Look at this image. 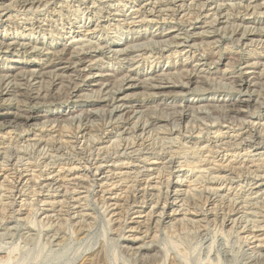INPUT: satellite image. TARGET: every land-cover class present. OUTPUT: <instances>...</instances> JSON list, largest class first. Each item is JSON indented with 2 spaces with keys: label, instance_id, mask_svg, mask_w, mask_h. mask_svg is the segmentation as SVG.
Returning a JSON list of instances; mask_svg holds the SVG:
<instances>
[{
  "label": "rangeland",
  "instance_id": "1",
  "mask_svg": "<svg viewBox=\"0 0 264 264\" xmlns=\"http://www.w3.org/2000/svg\"><path fill=\"white\" fill-rule=\"evenodd\" d=\"M23 1H26V0H14V1L12 0V2H13L12 5L10 4L11 3L10 0H4V1L2 0V3H0V4H2V6H0V9H4L2 11H4L6 16L8 15L7 18L5 16V18H2V21L0 20V39L4 38L6 35V38L11 40L10 36L13 37L15 35L16 37H21V39L26 40L25 44H23L22 47L17 45V47L16 46L12 47V49H8L5 45H0V137H1L0 138V156H2V155L4 156V152H5L4 150L6 147L13 145L11 147L12 150H10L9 153L18 160L13 165L9 164V163L7 164L6 161L2 162V164H0L1 169L5 168L4 170L0 169V171H1L0 172V182H1L0 183V188H1L0 194H2V196L0 195V199L2 200V201L0 200V232H1L0 233V261L3 262L0 264H8L9 261H11V262H9V264H209V263L210 264H219V263L220 264H264V257H263L264 256V249H263L264 248V243H263L264 242V239H263L264 238L263 237L264 236V227L259 226V225H262V223L264 225V218H263L264 217V204H263V202H264V184L262 186H259V187H257L255 184L256 181H258L259 184L264 183V179L261 177L264 172H262V170H261L262 168L257 170L253 166L256 163L261 162V160L264 161V154H263L264 150L258 151V152H262L261 154H259V153L256 154V152H254V154H253V152L250 153L248 151L249 148H248L247 143L245 145V143H244L245 141L240 140L239 136H238L239 133L242 132L241 129L243 128V126L248 125L250 123L249 121H253V120L256 121L255 126L258 129L264 130V105H263L264 104V93H263L264 92V88H263L264 87V69H263V67H264V43H263L264 39H262L263 41L261 42L260 40H258V38L255 37L253 42H252V39H251V41L247 40L246 42H244V41L239 39V38H241V35H239V33L238 34L235 33L236 30L239 31L240 33H246V34H249V33L250 34H257V33H260L262 31L264 32V25H261V24H260L261 26L260 25H253V24L249 25V23L244 24L240 20L236 19V18H240L242 16L246 17V15H248L246 18H252L254 20L263 21L264 20V0H242V1L241 0L240 1L235 0L236 2L234 0H223V1L222 0H213V1L212 0H210V1L209 0H194V1L193 0H191V1L190 0H145V1L144 0H140V1L139 0H122V1L121 0H108V1L107 0H102V1H100V0H89V1L88 0H79V1L78 0H56L57 2L55 0H50V1L44 0V4L49 1L48 3L43 5L44 7L40 6L39 9H37V8L35 9L36 11L32 9L29 12L23 11L19 7ZM151 1L153 2L152 4H150ZM231 1L234 3H232ZM117 2H119V3H117ZM154 2L156 5L154 4ZM221 2L222 3L224 2L225 4L223 3V6H222ZM71 3H73L74 6ZM93 3L97 4L96 6H100L101 8H104V9H102L103 10L102 11L103 16L100 17V20L98 19L99 17H96L97 15L95 17H93L92 18L93 21H95V20L100 21V23L98 25L99 27L95 28V32L94 31H88V30H87L88 31L87 32L85 28L90 26L89 24L91 23V20H89L87 18L84 19V17H81V15H82L84 9L87 7H91ZM98 3H100V4H98ZM140 3L143 5L142 8H140L141 7ZM194 3H196V4H194ZM231 3H232V5H231ZM13 4L16 6H13ZM116 4H117V6H116ZM144 4H145V7H144ZM89 5H91V6H89ZM120 5L121 6L123 5V6L121 7ZM247 5L248 6L250 5L249 6L250 8H248ZM67 6L69 9L67 8ZM78 6H79V8H78ZM152 6L155 8V10ZM160 6L162 7V9ZM199 6H200V8H199ZM202 6H204V7H202ZM2 7H4V8H2ZM16 7H17V9H16ZM149 7H150L151 11L149 10ZM183 7H184V9H183ZM212 7H213V9H212ZM221 7H222V10H221ZM107 8H110V9H107ZM121 8H123V9H121ZM144 8H145V10H144ZM164 8H166L167 10ZM216 8H220L219 12L221 14H216L217 12L214 11V9H216ZM246 8H248V9H246ZM14 9H16V10H14ZM47 9H49V10H47ZM260 9H262L263 11ZM110 10H111V12H110ZM128 10H130V11H128ZM136 10L138 12H136ZM141 10L144 12H142ZM252 10H253V12H252ZM17 11H19V12H17ZM46 11L47 12L49 11V12L47 13ZM152 11H153V13H152ZM68 12H70V13H68ZM139 12H140V14H138ZM183 12H184V14H183ZM16 13H17V16H16ZM33 13L35 15H33ZM155 13H157V14H155ZM190 13L194 16H192ZM231 13H232V15H231ZM72 14L74 15L75 18L72 16ZM125 14H127V15L125 16ZM212 14L213 15L216 14V16L217 15H219V16L216 17L214 15V17H213ZM60 15L61 16L64 15V17L63 16L61 17ZM106 15L108 18L106 17ZM131 15H132V17H131ZM182 15H184V16H182ZM198 15H200V16H198ZM109 16H110V18H109ZM143 16L146 20L144 18L142 19ZM8 17H11L12 19L8 18ZM52 17H53V20H52ZM58 17H60L61 20ZM133 17H134V19H132ZM140 17H141V20H143V21L138 19ZM180 17H182V18H180ZM209 17H210V19H209ZM128 18L132 19L133 21L128 19ZM150 18H153V19H150ZM212 18H213V20H212ZM154 19H155V21H154ZM159 19H161V20H159ZM81 20H83V21H81ZM235 20H237V21H235ZM14 21H15V23H14ZM43 21H46V22H43ZM189 21H190V23H189ZM213 21H214V23H213ZM150 22H151V24H150ZM70 23H72V24H70ZM128 23L130 24V26ZM241 23L243 25L240 26ZM10 24L12 25V27ZM38 24H40V25L38 26ZM63 24H65L66 26ZM103 24H105L106 27ZM140 24H142V25H140ZM215 24H216V26H215ZM22 25H25L27 27H25V26L23 27ZM49 25H50V28H53V29H50ZM69 25H70L71 29H70V27H68ZM100 26H103V27L100 28ZM19 29H20V31H18ZM166 29H167V31H166ZM38 30H40V31H38ZM52 31H54V32H52ZM241 31H245V32H241ZM57 32H58V34H57ZM229 32H231V34ZM162 33H164L163 36L161 35ZM81 34H83V35H81ZM173 34H174V36H173ZM250 34H249V36H250ZM203 36H204V38H203L204 40H202ZM75 37H76V39H75ZM77 38H80L82 41L80 39H77ZM83 38H86V39H83ZM90 38H91V40H90ZM92 38H94V39H92ZM176 38L179 40H177ZM87 39H89L90 41ZM79 40H80V43H79ZM66 41H68V43H66ZM73 41H74V43H73ZM84 41H85V43H81ZM238 41H240V42H238ZM51 42H53V43H51ZM75 42H78V43H75ZM194 44H196V45H194ZM65 45L67 47H72L71 50L73 49L75 54L85 55L87 62H89L88 64L91 65V69H90L91 73L89 71V68H87L85 71L81 72L79 70V69H82L81 66H78V67L74 66L68 70H64L63 72H62V70H58L57 68H55V66H52V63H53L54 59L56 58L55 56H58L61 53H65V51L62 50L65 47ZM82 45H84V46H82ZM91 45H93V46H91ZM100 46H101V48H100ZM164 47H166V48H164ZM209 47H210V49H209ZM79 48L82 50L80 51ZM75 50H76V52H75ZM27 51H29V53ZM57 51H59V52H57ZM55 53H57V54H55ZM55 61L58 63V65H56V67L63 66L62 62H60V61L58 62L57 59H55ZM259 62L262 64H260ZM254 63H255V65L252 68V66H250V64L252 65ZM93 66H95V67H93ZM49 67H51V68H49ZM53 67L56 70L55 72L53 70L54 69ZM48 68L50 69V72H49ZM179 68L181 69V71H179L180 70ZM182 68H183V70H182ZM24 69H25V71H24ZM46 69H48V70H46ZM29 70H31V72ZM41 70H42V72H40ZM87 70H88V73H87ZM20 71H22V73ZM27 71H28V73H27ZM37 71H39L41 73V75ZM104 71H105V73H104ZM5 72L7 75L5 74ZM18 72H20V73H18ZM36 72H37V74H36ZM56 72H58V74H60V76L58 74H56ZM60 72H62V74ZM93 72H95L96 75ZM64 73L65 74L67 73L66 75L68 76V78ZM115 73L117 74V77H116V75L113 76ZM178 73H180V74H178ZM53 74H54V76H53ZM68 74L70 75V77ZM88 74H90L91 77H88L89 76ZM28 75H31V76H28ZM61 75H64V77ZM15 76H17V77H15ZM82 76H84V78H82ZM128 76H130L131 78ZM146 76H147V78H146ZM34 77H36L35 80H33ZM243 77H246L247 80H246V83H244L242 86L240 80ZM19 78H21V79H19ZM24 78L27 81L23 80ZM41 79L42 80L44 79V80L42 81ZM128 79H132L131 85H129V86L127 84H125ZM160 79H163V80H160ZM60 80H64V81H62L64 83L62 84V82ZM71 80H74V81H71ZM254 80L256 81V83ZM18 81H20L21 83L20 82L18 83ZM44 81H46V82H44ZM181 81L183 83H180ZM222 81H224V82H222ZM258 81H260L259 82L260 84L263 83V84H261L262 86L259 83L257 84ZM26 82H27V84H26ZM49 82H51V83H49ZM102 82H104V83H102ZM160 82L162 85L159 84ZM34 83H35V85H34ZM37 84L41 85V86H40V89L37 90L38 93L37 92L35 93L36 89L39 88V86L35 87V86H37ZM55 84H56V86H54ZM61 84H62V86H60ZM100 84H101V86H100ZM154 84H157V85H154ZM2 85H4V86H2ZM15 85H16V87H15ZM109 85H111V86H109ZM228 85H230V86H228ZM247 85H248V87H247ZM6 86H8L7 90L10 89L9 91L5 90ZM17 86H19V88ZM153 86H156V87H153ZM159 86H161V88H158ZM211 86H213V87H211ZM53 87L55 89L59 88V89H57V92H56V90L54 91ZM61 87H62V89H61ZM107 87H109V88H107ZM98 88H100V90L101 89H103V90H101V92H100ZM104 88H106V89H104ZM1 89H3V90H1ZM43 89H45V90H43ZM259 90H261V91H259ZM21 91H23V92H21ZM48 91H50V92H48ZM82 91H84V92H82ZM77 92H78V94H77ZM25 93L27 96L25 95ZM42 93L44 95H41ZM109 93H111V94L109 95ZM31 94H32V96H31ZM35 94L36 95L38 94V96H36ZM62 94H63V96H62ZM48 95H49V97H48ZM41 96H43V97L41 98ZM64 96H65V98H64ZM113 96H115L114 99L112 98ZM21 97H23V98H21ZM112 99L114 100L115 104H113V102H110ZM242 99H244V100L246 99L244 101L245 104L237 106L236 105L237 103H235V102H237L238 100H242ZM259 99H261V100H259ZM43 100H45V101H43ZM218 100L220 101V103ZM235 100H237V101H235ZM18 102H21V103H18ZM233 104L236 106H233ZM115 105H116V109H115ZM148 105L150 106V108ZM171 105H173V106H171ZM195 105H197V106H195ZM107 106L111 107L112 109L111 108L109 109V107H107ZM113 106H114V108H113ZM201 107L204 109H202ZM230 107H239V109H241V108L242 109H241L240 113H236L235 111H232L231 110L232 108H230ZM94 108H95V110H94ZM136 109H139V110L137 111ZM34 110H35V112H34ZM70 110H71V112H70ZM107 110L108 111L111 110V111L108 112ZM112 110H114V111H112ZM169 110H171V111H169ZM207 110H208V112H207ZM218 110H219V112H218ZM75 111H76V113H75ZM168 111L170 114L168 113ZM177 111H178V113H177ZM29 112H31L34 117L31 118V120H29L28 122H24L25 121L24 116L27 115ZM157 112L160 113V115L157 114ZM34 113H36V114H34ZM87 113H89V114H87ZM110 113H112V115ZM137 113L139 114V116ZM163 113H165V114H163ZM82 114H84V115H82ZM108 114L111 117H109ZM114 114H116L117 116ZM150 114H152V115H150ZM133 115H134V117H133ZM141 115L143 117H140ZM184 115H186V117ZM144 116H146V117H144ZM218 116H220V117H218ZM107 117L110 119L108 120ZM119 117H120V119H117ZM121 117H123V118H121ZM137 117H139L140 121L139 120L138 121H139L140 125L137 123V120H135V119H137ZM175 117H177V118L174 119ZM55 118H57V120ZM89 118L91 119L90 122L88 121ZM115 118H116V120H115ZM165 118H167V119H165ZM208 118H209V120H208ZM244 119H245V121H244ZM53 120H54V122H53ZM201 120H203V121L205 120V121L203 122ZM130 121H132V122H130ZM214 121H215V123H214ZM20 122H22V123H20ZM64 122H65V124H64ZM96 122H97V124H96ZM253 122H251V123H253ZM53 123H55V124H53ZM258 123H259V125H257ZM143 124H145V126ZM55 125L57 128L55 127ZM68 125H69L70 129H69ZM127 125H129V126H127ZM98 126H100V127H98ZM125 126H127L126 127L127 129L125 128ZM164 126H166V127H164ZM67 127H68V129H67ZM261 127H262V129H261ZM131 128H132V130H131ZM191 128H193V129H191ZM101 129H102V131H101ZM203 129H204V131H203ZM89 130H90V132H89ZM82 131H84V132H82ZM192 131H193V133H192ZM72 132H74V133H72ZM93 133H94V135H93ZM100 133H102V134H100ZM199 133H201V134H199ZM50 134H51V138L53 137L52 139L48 138V136L50 137ZM194 134H196V135H194ZM36 135H38L39 137ZM156 135H158V136H156ZM162 135H164V136H162ZM176 135H178V136H176ZM28 136L30 139L28 138ZM40 136L42 139L40 138ZM11 137H13V138H11ZM177 137H178V139H177ZM179 137H180V139H179ZM32 138H34V139H32ZM56 138H58V140ZM75 138L78 140H76ZM86 138H87V140H86ZM37 139H40L42 141V143L39 147H38V145H36V146L34 145V142ZM81 139H84V140H81ZM115 139H117V140L115 141ZM133 139H134V141L136 140V142L132 143ZM215 139H217V140H215ZM3 140H4V142H3ZM27 140H28V142H27ZM69 140H70V142H69ZM90 140H93V141L91 142ZM179 140H181V141H179ZM15 141H16V144H15ZM46 141H49L50 143L46 142ZM86 141H88V142L90 141V142L87 143ZM149 141H150V143H149ZM30 142L31 143L33 142V143L31 144ZM44 142H46V143H44ZM151 142L153 143V146H152ZM27 143H28V145H27ZM57 143L58 144L60 143V144L58 145ZM207 143H208V145H207ZM4 144H8V146L5 145L6 146L5 147ZM48 144H52L51 145L52 147ZM126 144L128 145V148L132 149V150H130V149L128 150V151H132L131 152L132 154L129 152H128L129 153L128 156L121 155L118 152L116 154V151H119V150L123 149L124 147H126L127 146ZM18 145H19V147L17 148ZM43 145H45V147H47V149H45ZM60 145H62V146L60 147ZM91 145H93V146L96 145V146L94 148H92L93 146H91ZM99 145H101V146H99ZM131 145L134 147V149L132 148ZM150 145L152 148L150 147ZM170 145H171V147H170ZM202 145L204 146V148H202L203 147ZM56 146H57V148H54ZM29 147H31V148H29ZM139 147L142 149H140ZM36 148H39V149H36ZM100 148H102V149H100ZM147 148L151 149V150L149 151ZM220 148H221V150H220ZM2 149H4V150H2ZM89 149L90 150L92 149L91 151L93 153L95 152L96 154H99V152H100V154H99L100 158H102V156H107V155L111 156V158H110L111 160L107 159V160L102 161V162H105L104 163L105 166H103V168H105V173H103V176H101L102 174L101 175L100 174L94 175L95 170L93 167L91 168L89 165V163L91 162V157H89V156L87 157V155L89 154L88 153ZM105 149H107L108 152ZM25 150H26V152H25ZM47 150H49V151H47ZM82 150H84V151H82ZM133 150L134 151L136 150L135 151L136 153L133 152ZM141 150H142V152H141ZM138 151H139V153H138ZM159 151H161V153ZM163 151H165V152H163ZM17 152H19V153H17ZM120 152H122V151H120ZM246 152H247V154H246ZM30 153H32V154H30ZM41 153H43V154H41ZM45 153H46V155H44ZM85 153H87V154H85ZM106 153H108V154L106 155ZM145 154H146V156H145ZM50 155H52V156L54 155L55 159H54V157H51ZM58 155H60V157ZM114 155H116V156H114ZM131 155H132V157H131ZM169 156H171L170 158H172V157L174 158V156H175V158L177 160L174 158L175 162L171 163V161H170L171 159L169 158ZM23 157H25V158H23ZM85 157H87V158H85ZM144 157L146 159H144ZM48 158H50V159H48ZM204 158L206 161L204 160ZM21 159H22V161H24L23 162L24 164L22 163ZM157 159H158V161H157ZM31 160L33 161V163ZM126 160H127V162H125ZM149 160H151V161H149ZM153 160H154V162H153ZM155 160H156V162H155ZM166 160H167V163H166ZM178 160L180 161L181 164L179 163ZM230 160H232V162ZM113 161H115L116 163ZM198 161H199V163H198ZM17 162H19V163L17 164ZM92 162H94V161H92ZM134 162H136V163H134ZM114 163H115V166H114ZM137 163L138 164L141 163V164L138 165ZM184 163L186 165H184ZM195 163H197V164H195ZM226 163L229 165H226ZM4 164L6 166H4ZM46 164H48V165H46ZM134 164H136V165H134ZM167 164H170L171 166L167 165ZM199 164H200V166H199ZM220 164H222V165H220ZM28 165H30V166H28ZM73 165H75V167ZM161 165L162 166L164 165V166L162 167ZM193 165H195V166H193ZM212 165H214V166L212 167ZM85 166L87 167V169ZM136 166L138 169L136 168ZM145 166H146V168H145ZM165 166H166V168H164ZM201 166L203 169L200 168ZM206 166H209V167H206ZM218 166L220 167V169ZM223 166H225L226 168L228 167V168L226 169ZM27 167H30V168H27ZM191 167H192V169H191ZM233 167H235V168H233ZM110 168L113 170H111ZM141 168H142V170L139 172L138 170H140ZM159 168L162 170H160ZM208 168L210 171L208 170ZM173 169H174V171H173ZM123 170H124V172H123ZM136 170L138 171V173ZM200 170H201V173H203V174H201V173L199 174ZM117 171H119V172H117ZM253 171H254V174H253ZM33 172H35L37 174H35ZM53 172H55V175ZM213 172L215 175L213 174ZM4 173H6V174H4ZM8 173H9V175H8ZM16 173L21 174L22 176L24 175L23 179L27 183V186H26L27 188L25 187L23 190L24 192L21 195L19 194L18 195L19 197L17 196L16 200H13L11 197V193H10V191H11L10 186L14 182L13 180L17 179V177H18ZM22 173H24V174H22ZM52 174L54 177L52 176ZM217 174L220 176V178ZM222 174H223V176H222ZM6 175H8V177ZM35 175H37V176H35ZM151 175H152V177H151ZM224 175H228V176H224ZM60 176H61V178H60ZM136 176H138V177H136ZM58 177H59V179H57ZM179 177H180V179H179ZM249 177H251V178H249ZM196 178H197V181H194L193 179H196ZM217 178H219V179H217ZM3 179H5V180H3ZM34 179L35 180L37 179V180L35 181ZM48 179H50L52 181L55 180L56 182L54 181V183H57V182L58 183L53 184L52 187L50 186V188H48V186H47L46 188L43 189L42 187L45 184L44 182L47 181ZM61 179H65V180H61ZM168 179H169L170 183H174L175 185H177V187L174 186V187H176V190L174 188H172L171 190H172V195L176 196V194H177L178 197H177V199L174 200V206L170 209H167L166 212H164V213L162 211V215H160L161 214V210H160L161 208H159V207H162L164 205V203L167 202V200L169 202L172 200V199L171 200L167 199L168 198L167 192H171V190L170 191L167 190L169 188L167 185V183L169 182ZM178 179L180 182L176 183L175 181H177ZM97 180H98V182H97ZM189 180L190 181L192 180V181L190 182ZM222 180H224V181H222ZM2 181H3V183H2ZM74 182H76V183H74ZM101 182L102 183L104 182L103 185ZM199 182H200V184H199ZM28 183H31V184L28 185ZM34 183H36V184H34ZM112 183L114 185H116V188ZM247 183H249L250 185ZM2 184H4V185H2ZM65 184L67 185L66 187H65ZM33 185H35V186H33ZM145 185H146V188H148V189L145 188ZM211 185H213V186H211ZM215 185L218 187V189ZM58 186H60V187H58ZM63 186H64V188H63ZM110 186L112 188H110ZM142 186H144V187H142ZM153 186H154V188H153ZM32 187H34V190L37 188L34 191L35 192L34 194H32L33 193ZM208 187H209V189H208ZM220 187H222V188L220 189ZM39 188H41L40 189L41 191L39 190ZM9 189H10V191H9ZM67 189H69V191L70 190L71 191L69 192V191H67ZM129 189L132 191H130ZM256 189H257V191H256ZM46 190L47 191L49 190V191L47 192ZM191 190H193V191H191ZM201 190L202 191L205 190L204 193ZM211 190H212V193L210 192ZM7 191H8V194L6 195ZM36 191H38V192H36ZM63 191L64 192L67 191L66 192L67 194L64 193ZM159 191H160V194H159ZM174 191H176V192H174ZM187 191H189V193ZM214 191H216L215 192L216 194L214 193ZM224 191L227 193V196H226V193H224ZM152 192H154V193H152ZM219 192H221L224 196L221 195ZM253 192H255V193H253ZM132 193L135 196H133ZM190 193H191V195H190ZM155 194H157V195H155ZM165 194L167 197L165 196ZM192 194H194V195H192ZM68 195H71V196H68ZM153 195L155 197H152ZM163 195L166 198H164ZM214 195H215V197H214ZM131 196H133L132 198L135 197L134 202H131V199H132V198L130 199ZM157 196L159 197V199ZM162 196H163V198H162ZM206 196H208V197L206 198ZM48 197L50 198V200ZM126 197H127V201L125 199ZM140 197L142 198L143 201L141 200ZM8 198L10 201L8 200ZM121 198H124V199H121ZM128 198L130 199L129 201H128ZM184 198H186V199H184ZM41 200H42V202H41ZM51 200H52V202H51ZM54 200L57 202L55 203ZM82 200H84V201H82ZM146 200H147V202H144ZM183 200H184V202H183ZM185 200H187V201H185ZM191 200H192L193 204H192ZM257 200H258V202H257ZM140 201L142 204L140 203ZM207 201H210V202H207ZM234 201L236 202V204ZM13 202H15V203L13 204ZM180 202L183 203L184 205H182ZM115 203H117V204H115ZM143 203H146V204H143ZM153 203H156L157 205H155ZM113 204L116 206H114ZM188 204H191V205H188ZM217 204H218V206H217ZM127 205H129L130 208ZM214 205H216V207ZM6 206H7V208H6ZM33 206H34V208H33ZM234 206H235V209H234ZM260 206H262V207H260ZM149 208H151V210ZM188 208H190V209H188ZM204 208H207V210ZM211 208H214V209H211ZM223 210H225V212ZM4 211H5V213H3ZM149 211H151L150 212L151 214L149 213ZM232 211H234L235 213ZM157 212H159V213H157ZM195 212H197V213H195ZM26 213H28V214H26ZM45 213H47V214H45ZM211 214H212V216H211ZM58 215L60 218L58 217ZM204 215H207V216L204 217ZM22 216H23V218H22ZM82 216H84V217H82ZM159 216H162L163 219H159ZM182 216H183V218L185 217L186 219H183ZM219 216H221V217H219ZM248 216L250 219L248 218ZM234 217L236 219H234ZM33 218H35V219H33ZM204 218H206V219H204ZM237 218H238V220H237ZM148 219H149V221H148ZM157 219L160 220V223ZM189 219H191L190 223L187 222V221H189ZM215 219H218V221H216ZM222 219H224L225 221L223 220L224 222H222ZM245 219L246 220L248 219L247 221H249V220L250 221L247 222ZM80 220H81V222H82V220H84V222L81 223ZM170 220H171V222H170ZM181 220L182 221L185 220V222L183 221L184 222L183 223V222H181ZM234 220H235V222H234ZM258 220L259 221L261 220V223ZM193 221H195V222H193ZM220 221H221V224H220ZM255 221H257V222L255 223ZM89 222H90V224H89ZM166 222H168V223H166ZM236 222L238 224L242 225V227L240 225H238ZM258 222H259V224H258ZM172 223L173 224L176 223V224H174V227H173ZM186 223H189V224H186ZM223 223H225L226 225L224 224V226H222ZM233 223H234V225H233ZM245 223H247V224H245ZM184 224L186 227L184 226ZM154 225H156L158 228ZM231 225H233V226H231ZM168 226L175 228L173 230H176V231H174L173 234L170 233V232H172V230H171V227L168 228ZM258 226H259V230H258ZM132 227H134V228L132 229ZM184 227H185V229H184ZM197 227H198V229H197ZM254 227L257 229H253ZM82 228H84V229H82ZM145 228L146 229L150 228V229L146 230ZM164 228L166 230H164ZM236 228L239 230H237ZM241 228H242V231H240ZM222 229L223 230L226 229L224 231V233H223ZM82 230H84V232H82ZM216 230H217V233H216ZM156 231H158V232L156 233ZM227 231H228V233H226ZM238 231H240V232L238 233ZM253 231H255V232L253 233ZM159 232H160V234H159ZM229 232L231 235L229 234ZM246 232H248L249 235L251 234L250 235L251 237L248 235V233L246 234ZM179 234H180V236H179ZM227 234H229V236ZM72 235H73V237H72ZM138 235L139 236L141 235V236L139 237ZM158 235H159V237H157ZM154 236L157 238H154ZM170 236H171V238H170ZM239 236L241 237V239ZM258 236L261 238L258 239ZM77 237H78V239H77ZM151 237H152V239H151ZM32 238H33V240H32ZM255 238H257V239L255 240ZM249 239H251V240H249ZM260 240H261V242H260ZM251 244H253V246H250ZM11 245H13V246H11ZM34 245H36V246H34ZM149 245H151L152 247ZM257 245H263V247L261 246V251L256 249V248H253L254 246H257ZM92 246H93V248H92ZM165 246L167 247V250H166ZM211 246L213 247V248H211L212 252L209 248ZM37 250L38 251L42 250V251H40L42 253L39 252L40 253L39 254ZM136 250H138L139 252H136ZM76 251H78V252H76ZM11 252L13 255L11 254ZM72 252H73V254H72ZM66 254H67V256H66ZM82 254H84V255H82ZM247 254H249V255H247ZM36 255L39 257L37 259L35 258L36 260L34 261L33 259H34V257H37ZM197 255L199 258L197 257ZM204 255H205V258H204ZM5 257L6 258L8 257V258L5 259ZM76 257H78V258H76ZM71 259L72 260L75 259V260L72 261ZM220 259H222V260L220 261ZM211 260H213V261H211Z\"/></svg>",
  "mask_w": 264,
  "mask_h": 264
},
{
  "label": "bare ground",
  "instance_id": "2",
  "mask_svg": "<svg viewBox=\"0 0 264 264\" xmlns=\"http://www.w3.org/2000/svg\"><path fill=\"white\" fill-rule=\"evenodd\" d=\"M3 1H4V0H3ZM10 1H11L10 4L12 5L13 2H12V0H10ZM13 1H14V0H13ZM49 1H50V0H49ZM49 1H48V2H49ZM55 1H56V0H55ZM78 1H79V0H78ZM88 1H89V0H88ZM88 1H87V2H88ZM100 1H102V0H100ZM107 1H108V0H107ZM121 1H122V0H121ZM121 1H120V2H121ZM139 1H140V0H139ZM144 1H145V0H144ZM190 1H191V0H190ZM193 1H194V0H193ZM209 1H210V0H209ZM212 1H213V0H212ZM222 1H223V0H222ZM234 1H235V0H234ZM239 1H240V0H239ZM241 1H242V0H241ZM16 2H17V1H16ZM16 2H15V3H16ZM45 2H46V1H45ZM48 2H46V3H48ZM56 2H57V1H56ZM59 2H60V1H59ZM62 2H63V1H62ZM62 2H61V3H62ZM65 2H66V1H65ZM65 2H64V3H65ZM72 2H73V1H72ZM91 2H92V1H91ZM155 2H156V1H155ZM155 2H154V4H155ZM157 2H158V1H157ZM160 2H161V1H160ZM231 2H232V1H231ZM235 2H236V1H235ZM262 2H263V1H262ZM0 3H2V0L0 1ZM3 3H4V2H3ZM5 3H6V2H5ZM15 3H14V4H15ZM46 3H45V4H46ZM64 3H63V4H64ZM74 3H75V2H74ZM117 3H119V2H117ZM124 3H125V2H124ZM144 3H145V2H144ZM147 3H148V2H147ZM152 3H153V2L151 1L150 4H152ZM170 3H171V2H170ZM178 3H179V2H178ZM208 3H209V2H208ZM211 3H212V2H211ZM221 3H222V2H221ZM223 3H224V2H223ZM223 3L221 4L222 6H223ZM232 3H234V2H232ZM232 3H231V5H232ZM257 3H258V2H257ZM6 4H7V3H6ZM14 4H13V6H16V5H14ZM16 4H17V3H16ZM19 4H20V3H19ZM45 4H44V0H26V1H23L19 7H20L23 11H27V12H29V11L32 10V9H33V10H35L36 8L39 9L40 6H43V5H45ZM54 4H55V3H54ZM54 4H53V5H54ZM59 4H60V3H59ZM63 4H62V5H63ZM66 4H67V3H66ZM71 4L73 5V3H71ZM98 4H100V3H98ZM103 4H104V3H103ZM110 4H111V3H110ZM140 4H141V3H140ZM159 4H160V3H159ZM168 4H169V3H168ZM182 4H183V3H182ZM182 4H181V5H182ZM194 4H196V3H194ZM213 4H214V3H213ZM219 4H220V3H219ZM224 4H225V3H224ZM241 4H242V3H241ZM3 5H4V4H3ZM96 5H97V4H95V3H93L92 6L89 5V6H91V7H87V8H85L84 11H83V13H82V15H81V17H84V19L87 18V19L91 20V23L89 24L90 26L87 27V28H85L86 31L88 30V31H94V32H95V28H96V27H99L98 25H99L100 21H97V20L93 21L92 18L95 17V16L97 15L96 17H99L98 19L100 20V17L103 16V13H102L103 10H102V9H104V8H101L100 6H96ZM111 5H112V4H111ZM125 5H126V4H125ZM130 5H131V4H130ZM133 5H134V4H133ZM133 5H132V6H133ZM155 5H156V4H155ZM160 5H161V4H160ZM221 5H220V6H221ZM228 5H229V4H228ZM239 5H240V4H239ZM251 5H252V4H251ZM0 6H2V4H0ZM13 6H12V7H13ZM50 6H51V5H50ZM73 6H74V5H73ZM116 6H117V4H116ZM116 6H115V7H116ZM120 6H121V5H120ZM122 6H123V5H122ZM122 6H121V7H122ZM149 6H150V5H149ZM163 6H164V5H163ZM171 6H172V5H171ZM192 6H193V5H192ZM212 6H213V5H212ZM224 6H225V5H224ZM233 6H234V5H233ZM237 6H238V5H237ZM245 6H246V5H245ZM247 6H248V5H247ZM249 6H250V5H249ZM249 6H248V8H250ZM258 6H259V5H258ZM43 7H44V6H43ZM62 7H63V6H62ZM65 7H66V6H65ZM80 7H81V6H80ZM103 7H104V6H103ZM107 7H108V6H107ZM142 7H143V5L141 4V7H140V8H142ZM144 7H145V4H144ZM152 7H153V6H152ZM152 7H151V8H152ZM160 7H161V6H160ZM174 7H175V6H174ZM202 7H204V6H202ZM210 7H211V6H210ZM210 7H209V8H210ZM261 7H262V6H261ZM2 8H4V7H2ZM20 8H19V9H20ZM45 8H46V7H45ZM54 8H55V7H54ZM56 8H57V7H56ZM67 8H68V6H67ZM74 8H75V7H74ZM78 8H79V6H78ZM118 8H119V7H118ZM134 8H135V7H134ZM134 8H133V9H134ZM138 8H139V7H138ZM153 8H154V7H153ZM191 8H192V7H191ZM199 8H200V6H199ZM206 8H207V7H206ZM231 8H232V7H231ZM234 8H235V7H234ZM234 8H233V9H234ZM240 8H241V7H240ZM248 8H246V9H248ZM251 8H252V7H251ZM259 8H260V7H259ZM16 9H17V7H16ZM16 9H14V10H16ZM19 9H18V10H19ZM43 9H44V8H43ZM59 9H60V8H59ZM68 9H69V8H68ZM71 9H72V8H71ZM105 9H106V8H105ZM107 9H110V8H107ZM121 9H123V8H121ZM161 9H162V7H161ZM164 9H166V8H164ZM183 9H184V7H183ZM194 9H195V8H194ZM197 9H198V8H197ZM197 9H196V10H197ZM212 9H213V7H212ZM219 9H220V8H216V9H214V11L217 12L216 14H221V13L219 12ZM228 9H229V8H228ZM2 10H4V9H0V20H1V21H2V18H5V16H6V14L4 13V11H2ZM47 10H49V9H47ZM53 10H54V9H53ZM60 10H61V9H60ZM73 10H74V9H73ZM80 10H81V9H80ZM125 10H126V9H125ZM137 10H138V9H137ZM137 10H136V12L139 11V10H138V11H137ZM142 10H143V9H142ZM142 10H141V11H142ZM144 10H145V8H144ZM146 10H147V9H146ZM149 10H150V7H149ZM154 10H155V8H154ZM156 10H157V9H156ZM166 10H167V9H166ZM196 10H195V11H196ZM210 10H211V9H210ZM221 10H222V7H221ZM225 10H226V9H225ZM240 10H241V9H240ZM253 10H254V9H253ZM253 10H252V12H253ZM260 10H262V9H260ZM19 11H20V10H19ZM19 11H17V12H19ZM35 11H36V10H35ZM37 11H38V10H37ZM44 11H45V10H44ZM51 11H52V10H51ZM69 11H70V10H69ZM77 11H78V10H77ZM112 11H113V10H112ZM128 11H130V10H128ZM134 11H135V10H134ZM150 11H151V10H150ZM176 11H177V10H176ZM197 11H198V10H197ZM200 11H201V10H200ZM212 11H213V10H212ZM214 11H213V12H214ZM235 11H236V10H235ZM235 11H234V12H235ZM262 11H263V10H262ZM7 12H8V11H7ZM46 12H47V11H46ZM48 12H49V11H48ZM48 12H47V13H48ZM110 12H111V10H110ZM114 12H115V11H114ZM125 12H126V11H125ZM142 12H144V11H142ZM148 12H149V11H148ZM185 12H186V11H185ZM221 12H222V11H221ZM223 12H224V11H223ZM229 12H230V11H229ZM238 12H239V11H238ZM246 12H247V11H246ZM13 13H14V12H13ZM13 13H12V14H13ZM20 13H21V12H20ZM53 13H54V12H53ZM65 13H66V12H65ZM68 13H70V12H68ZM117 13H118V12H117ZM128 13H129V12H128ZM149 13H150V12H149ZM152 13H153V11H152ZM207 13H208V12H207ZM214 13H215V12H214ZM254 13H255V12H254ZM260 13H261V12H260ZM9 14H10V13H9ZM44 14H45V13H44ZM44 14H43V15H44ZM55 14H56V13H55ZM59 14H60V13H59ZM73 14H74V13H73ZM73 14H72V16L74 17ZM135 14H136V13H135ZM138 14H140V12H139ZM142 14H143V13H142ZM146 14H147V13H146ZM155 14H157V13H155ZM159 14H160V13H159ZM171 14H172V13H171ZM183 14H184V12H183ZM190 14H191V13H190ZM199 14H200V13H199ZM216 14H214V15L216 16ZM223 14H224V13H223ZM229 14H230V13H229ZM237 14H238V13H237ZM239 14H240V13H239ZM33 15H35V14L33 13ZM65 15H66V14H65ZM68 15H69V14H68ZM75 15H76V14H75ZM126 15H127V14H125V16H126ZM133 15H134V14H133ZM136 15H137V14H136ZM162 15H163V14H162ZM185 15H186V14H185ZM191 15H192V14H191ZM204 15H205V14H204ZM207 15H208V14H207ZM214 15L212 14L213 17H214ZM224 15H225V14H224ZM231 15H232V13H231ZM251 15H252V14H251ZM7 16H8V15H7ZM7 16H6V18H7ZM12 16H13V15H12ZM14 16H15V15H14ZM16 16H17V13H16ZM60 16H61V15H60ZM62 16L64 17V15H62ZM62 16H61V17H62ZM66 16H67V15H66ZM72 16H71V17H72ZM104 16H105V15H104ZM115 16H116V15H115ZM122 16H123V15H122ZM151 16H152V15H151ZM182 16H184V15H182ZM186 16H187V15H186ZM189 16H190V15H189ZM192 16H194V15H192ZM198 16H200V15H198ZM205 16H206V15H205ZM217 16H219V15H217ZM217 16H216V17H217ZM227 16H228V15H227ZM238 16H239V15H238ZM247 16H248V15H246V17H247ZM18 17H19V16H18ZM24 17H25V16H24ZM32 17H33V16H32ZM39 17H40V16H39ZM46 17H47V16H46ZM53 17H54V16H53ZM53 17H52V20H53ZM67 17H68V16H67ZM106 17H107V15H106ZM106 17H105V18H106ZM119 17H120V16H119ZM129 17H130V16H129ZM131 17H132V15H131ZM159 17H160V16H159ZM187 17H188V16H187ZM210 17H211V16H210ZM210 17H209V19H210ZM235 17H236V16H235ZM246 17L242 16V17H240V18H236V19L240 20V21H241L242 23H244V24H245V23H249V25H250V24H253V25H260V24H261V25H264V20H263V21H261V20H254V19H252V18H246ZM8 18H11V17H8ZM21 18H22V17H21ZM37 18H38V17H37ZM54 18H55V17H54ZM58 18L60 19V17H58ZM58 18H57V19H58ZM69 18H70V17H69ZM74 18H75V17H74ZM74 18H73V19H74ZM107 18H108V17H107ZM109 18H110V16H109ZM120 18H121V17H120ZM143 18H144V16L142 17V19H143ZM146 18H147V17H146ZM164 18H165V17H164ZM166 18H167V17H166ZM180 18H182V17H180ZM227 18H228V17H227ZM11 19H12V18H11ZM42 19H43V18H42ZM128 19H130V18H128ZM132 19H134V17H133ZM132 19H130V20H132ZM138 19L141 20V17L138 18ZM144 19H145V18H144ZM150 19H153V18H150ZM156 19H157V18H156ZM183 19H184V18H183ZM183 19H182V20H183ZM201 19H202V18H201ZM214 19H215V18H214ZM20 20H21V19H20ZM20 20H19V21H20ZM25 20H26V19H25ZM38 20H39V19H38ZM40 20H41V19H40ZM45 20H46V19H45ZM55 20H56V19H55ZM60 20H61V19H60ZM130 20H129V21H130ZM136 20H137V19H136ZM145 20H146V19H145ZM159 20H161V19H159ZM159 20H158V21H159ZM163 20H164V19H163ZM199 20H200V19H199ZM212 20H213V18H212ZM217 20H218V19H217ZM30 21H31V20H30ZM34 21H35V20H34ZM50 21H51V20H50ZM57 21H58V20H57ZM73 21H74V20H73ZM81 21H83V20H81ZM129 21H128V22H129ZM132 21H133V20H132ZM132 21H131V22H132ZM141 21H143V20H141ZM150 21H151V20H150ZM154 21H155V19H154ZM156 21H157V20H156ZM210 21H211V20H210ZM235 21H237V20H235ZM6 22H7V21H6ZM25 22H26V21H25ZM41 22H42V21H41ZM43 22H46V21H43ZM95 22H96V23H95ZM110 22H111V21H110ZM125 22H126V21H125ZM193 22H194V21H193ZM208 22H209V21H208ZM10 23H11V22H10ZM14 23H15V21H14ZM35 23H36V22H35ZM55 23H56V22H55ZM61 23H62V22H61ZM73 23H74V22H73ZM78 23H79V22H78ZM78 23H77V24H78ZM106 23H107V22H106ZM120 23H121V22H120ZM129 23H130V22H129ZM129 23H128V24H129ZM189 23H190V21H189ZM209 23H210V22H209ZM213 23H214V21H213ZM239 23H240V22H239ZM242 23L240 24V26L243 25ZM8 24H9V23H8ZM32 24H33V23H32ZM43 24H44V23H43ZM49 24H50V23H49ZM65 24H66V23H65ZM65 24H63V25H65ZM70 24H72V23H70ZM79 24H80V23H79ZM150 24H151V22H150ZM211 24H212V23H211ZM10 25H11V24H10ZM28 25H29V24H28ZM39 25H40V24H38V26H39ZM44 25H45V24H44ZM44 25H43V26H44ZM100 25H101V24H100ZM103 25L105 26V24H103ZM140 25H142V24H140ZM147 25H148V24H147ZM261 25H260V26H261ZM17 26H18V25H17ZM22 26L24 27L25 25H22ZM60 26H61V25H60ZM65 26H66V25H65ZM71 26H72V25H71ZM79 26H80V25H79ZM129 26H130V24H129ZM215 26H216V24H215ZM230 26H231V25H230ZM11 27H12V25H11ZM25 27H27V26H25ZM33 27H34V26H33ZM33 27H32V28H33ZM53 27H54V26H53ZM68 27H70V25H69ZM101 27H103V26H100V28H101ZM105 27H106V26H105ZM143 27H144V26H143ZM190 27H191V26H190ZM250 27H251V26H250ZM254 27H255V26H254ZM5 28H6V27H5ZM14 28H15V27H14ZM28 28H29V27H28ZM38 28H39V27H38ZM47 28H48V27H47ZM49 28H50V25H49ZM73 28H74V27H73ZM78 28H79V27H78ZM118 28H119V27H118ZM226 28H227V27H226ZM238 28H239V27H238ZM25 29H26V28H25ZM30 29H31V28H30ZM30 29H29V30H30ZM40 29H41V28H40ZM45 29H46V28H45ZM50 29H53V28H50ZM70 29H71V27H70ZM97 29H98V28H97ZM127 29H128V28H127ZM224 29H225V28H224ZM236 29H237V28H236ZM255 29H256V28H255ZM31 30H32V29H31ZM35 30H36V29H35ZM98 30H99V29H98ZM139 30H140V29H139ZM183 30H184V29H183ZM16 31H17V30H16ZM16 31H15V32H16ZM18 31H20V29H19ZM38 31H40V30H38ZM54 31H55V30H54ZM54 31H52V32H54ZM60 31H61V30H60ZM70 31H71V30H70ZM88 31H87V32H88ZM96 31H97V30H96ZM166 31H167V29H166ZM257 31H258V30H257ZM46 32H47V31H46ZM199 32H200V31H199ZM202 32H203V31H202ZM205 32H206V31H205ZM207 32H208V31H207ZM224 32H225V31H224ZM241 32H245V31H241ZM258 32H259V31H258ZM13 33H14V32H13ZM21 33H22V32H21ZM23 33H24V32H23ZM29 33H30V32H29ZM31 33H32V32H31ZM229 33L231 34V32H229ZM235 33H236V34L239 33V35H241V38H239V39L242 40V41H244V42H246L247 40L251 41V39H252V42H253V40L255 39V37L258 38V40H260L261 42L263 41L262 39H264V32H263V31L260 32V33H257V34H250V33H249L250 36H249V34H246V33H240V32L237 31V30L235 31ZM7 34H8V33H7ZM10 34H11V33H10ZM57 34H58V32H57ZM60 34H61V33H60ZM87 34H88V33H87ZM163 34H164V33H162L161 35L163 36ZM192 34H193V33H192ZM198 34H199V33H198ZM205 34H206V33H205ZM224 34H225V33H224ZM232 34H233V33H232ZM13 35H14V34H13ZM43 35H44V34H43ZM76 35H77V34H76ZM81 35H83V34H81ZM95 35H96V34H95ZM95 35H94V36H95ZM178 35H179V34H178ZM182 35H183V34H182ZM222 35H223V34H222ZM44 36H45V35H44ZM50 36H51V35H50ZM50 36H49V37H50ZM59 36H60V35H59ZM69 36H70V35H69ZM173 36H174V34H173ZM193 36H194V35H193ZM10 37H11V40H10V39H7V38H6V35H5L4 38L0 39V40H1V41H0V45H5L8 49H12V47H15V46L17 47V45L20 46V47H22V45L25 44V42H26L25 39H21V37H16L15 35H14L13 37H12V36H10ZM63 37H64V36H63ZM91 37H92V36H91ZM205 37H206V36H205ZM238 37H239V36H238ZM72 38H73V37H72ZM152 38H153V37H152ZM203 38H204V36L202 37V40H204ZM233 38H234V37H233ZM66 39H67V38H66ZM75 39H76V37H75ZM77 39H80V38H77ZM83 39H86V38H83ZM92 39H94V38H92ZM172 39H173V38H172ZM176 39H177V38H176ZM183 39H184V38H183ZM219 39H220V38H219ZM239 39H238V40H239ZM41 40H42V39H41ZM55 40H56V39H55ZM80 40H81V39H80ZM80 40H79V43H80ZM87 40H89V39H87ZM90 40H91V38H90ZM90 40H89V41H90ZM96 40H97V39H96ZM165 40H166V39H165ZM177 40H179V39H177ZM206 40H207V39H206ZM47 41H48V40H47ZM50 41H51V40H50ZM81 41H82V40H81ZM141 41H142V40H141ZM154 41H155V40H154ZM158 41H159V40H158ZM172 41H173V40H172ZM188 41H189V40H188ZM208 41H209V40H208ZM27 42H28V41H27ZM29 42H30V41H29ZM92 42H93V41H92ZM92 42H91V43H92ZM128 42H129V41H128ZM131 42H132V41H131ZM135 42H136V41H135ZM159 42H160V41H159ZM206 42H207V41H206ZM210 42H211V41H210ZM229 42H230V41H229ZM238 42H240V41H238ZM256 42H257V41H256ZM49 43H50V42H49ZM51 43H53V42H51ZM66 43H68V41H66ZM73 43H74V41H73ZM73 43H72V44H73ZM75 43H78V42H75ZM81 43H85V41H84V42H81ZM86 43H87V42H86ZM99 43H100V42H99ZM171 43H172V42H171ZM180 43H181V42H180ZM201 43H202V42H201ZM263 43H264V42H263ZM28 44H29V43H28ZM33 44H34V43H33ZM150 44H151V43H150ZM152 44H153V43H152ZM209 44H210V43H209ZM229 44H230V43H229ZM41 45H42V44H41ZM62 45H63V44H62ZM74 45H75V44H74ZM97 45H98V44H97ZM155 45H156V44H155ZM165 45H166V44H165ZM169 45H170V44H169ZM194 45H196V44H194ZM213 45H214V44H213ZM32 46H33V45H32ZM38 46H39V45H38ZM63 46H64V45H63ZM63 46H62V47H63ZM68 46H69V45H68ZM82 46H84V45H82ZM91 46H93V45H91ZM94 46H95V45H94ZM177 46H178V45H177ZM187 46H188V45H187ZM208 46H209V45H208ZM208 46H207V47H208ZM211 46H212V45H211ZM242 46H243V45H242ZM261 46H262V45H261ZM29 47H30V46H29ZM34 47H35V46H34ZM89 47H90V46H89ZM89 47H88V48H89ZM102 47H103V46H102ZM197 47H198V46H197ZM202 47H203V46H202ZM243 47H244V46H243ZM4 48H5V47H4ZM27 48H28V47H27ZM32 48H33V47H32ZM71 48H72V47H67V46L65 45V47H64L63 49L61 48L63 51H65V53H61L60 55L55 56V57H56L55 59H57L58 62H59V61L62 62V63H63V64H62L63 66H58V67H56V65H58V63L55 61V59H54V61H53V63H52V66H55V68H57L58 70H62V72H63L64 70H68V69H70V68H72V67H74V66H77V67H78V66H81L82 69H79L81 72H82V71H85L87 68H89V71H90V69H91V65L88 64L89 62H87V60H86V58H85V55L75 54V53H74V50H73V49L71 50ZM92 48H93V47H92ZM95 48H96V47H95ZM100 48H101V46H100ZM106 48H107V47H106ZM127 48H128V47H127ZM152 48H153V47H152ZM162 48H163V47H162ZM164 48H166V47H164ZM15 49H16V48H15ZM75 49H76V48H75ZM79 49H80V48H79ZM84 49H85V48H84ZM209 49H210V47H209ZM81 50H82V49H80V51H81ZM105 50H106V49H105ZM162 50H163V49H162ZM13 51H14V50H13ZM36 51H37V50H36ZM125 51H126V50H125ZM141 51H142V50H141ZM202 51H203V50H202ZM206 51H207V50H206ZM214 51H215V50H214ZM236 51H237V50H236ZM16 52H17V51H16ZM27 52L29 53V51H27ZM57 52H59V51H57ZM75 52H76V50H75ZM142 52H143V51H142ZM87 53H88V52H87ZM149 53H150V52H149ZM162 53H163V52H162ZM177 53H178V52H177ZM205 53H206V52H205ZM231 53H232V52H231ZM236 53H237V52H236ZM55 54H57V53H55ZM109 54H110V53H109ZM160 54H161V53H160ZM139 55H140V54H139ZM153 55H154V54H153ZM208 55H209V54H208ZM214 55H215V54H214ZM90 56H91V55H90ZM90 56H89V57H90ZM133 56H134V55H133ZM136 56H137V55H136ZM161 56H162V55H161ZM211 56H212V55H211ZM99 57H100V56H99ZM101 57H102V56H101ZM123 57H124V56H123ZM256 57H257V56H256ZM92 58H93V57H92ZM131 58H132V57H131ZM138 58H139V57H138ZM230 58H231V57H230ZM238 58H239V57H238ZM126 59H127V58H126ZM233 59H234V58H233ZM114 60H115V59H114ZM249 60H250V59H249ZM259 60H260V59H259ZM51 61H52V60H51ZM167 61H168V60H167ZM184 61H185V60H184ZM211 61H212V60H211ZM215 61H216V60H215ZM121 62H122V61H121ZM155 62H156V61H155ZM208 62H209V61H208ZM123 63H124V62H123ZM248 63H249V62H248ZM259 63H260V62H259ZM232 64H233V63H232ZM235 64H236V63H235ZM260 64H262V63H260ZM137 65H138V64H137ZM157 65H158V64H157ZM192 65H193V64H192ZM195 65H196V64H195ZM233 65H234V64H233ZM254 65H255V63L252 64V65L250 64V66H252V68H253ZM9 67H10V66H9ZM93 67H95V66H93ZM233 67H234V66H233ZM49 68H51V67H49ZM49 68H48V69H49ZM53 68H54V67H53ZM55 68L53 69L54 72L56 71ZM183 68H184V67H183ZM183 68H182V70H183ZM27 69H28V68H27ZM43 69H44V68H43ZM48 69H46V70H48ZM125 69H126V68H125ZM164 69H165V68H164ZM179 69H180V68H179ZM263 69H264V67H263ZM32 70H33V69H32ZM76 70H77V69H76ZM79 70H78V71H79ZM248 70H249V69H248ZM24 71H25V69H24ZM29 71L31 72V70H29ZM163 71H164V70H163ZM163 71H162V72H163ZM179 71H181V69H180ZM184 71H185V70H184ZM226 71H227V70H226ZM3 72H4V71H3ZM20 72L22 73V71H20ZM20 72H18V73H20ZM37 72H39V71H37ZM37 72H36V74H37ZM40 72H42V70H41ZM40 72H39V73H40ZM49 72H50V69H49ZM62 72H60V73L62 74ZM98 72H99V71H98ZM172 72H173V71H172ZM188 72H189V71H188ZM194 72H195V71H194ZM14 73H15V72H14ZM27 73H28V71H27ZM45 73H46V72H45ZM87 73H88V70H87ZM90 73H91V71H90ZM93 73H95V72H93ZM99 73H100V72H99ZM104 73H105V71H104ZM159 73H160V72H159ZM165 73H166V72H165ZM167 73H168V72H167ZM181 73H182V72H181ZM201 73H202V72H201ZM233 73H234V72H233ZM5 74H6V72H5ZM11 74H12V73H11ZM29 74H30V73H29ZM49 74H50V73H49ZM56 74H58V72H56ZM56 74H55V75H56ZM64 74H65V73H64ZM66 74H67V73H66ZM66 74H65V75H66ZM74 74H75V73H74ZM121 74H122V73H121ZM148 74H149V73H148ZM178 74H180V73H178ZM178 74H177V75H178ZM183 74H184V73H183ZM6 75H7V74H6ZM24 75H25V74H24ZM40 75H41V73H40ZM43 75H44V74H43ZM58 75L60 76V74H58ZM68 75H69V74H68ZM78 75H79V74H78ZM88 75H89L88 77H91L90 74H88ZM92 75H93V74H92ZM95 75H96V73H95ZM112 75H113V74H112ZM115 75H116V77H117V74H116V73H115L113 76H115ZM156 75H157V74H156ZM177 75H176V76H177ZM221 75H222V74H221ZM28 76H31V75H28ZM34 76H35V75H34ZM53 76H54V74H53ZM61 76L64 77V75H61ZM66 76H67V75H66ZM86 76H87V75H86ZM131 76H132V75H131ZM149 76H150V75H149ZM152 76H153V75H152ZM180 76H181V75H180ZM206 76H207V75H206ZM245 76H246V75H245ZM3 77H4V76H3ZM15 77H17V76H15ZM19 77H20V76H19ZM26 77H27V76H26ZM50 77H51V76H50ZM69 77H70V75H69ZM77 77H78V76H77ZM124 77H125V76H124ZM128 77H130V76H128ZM135 77H136V76H135ZM186 77H187V76H186ZM21 78H22V77H21ZM21 78H19V79H21ZM28 78H29V77H28ZM39 78H40V77H39ZM42 78H43V77H42ZM47 78H48V77H47ZM61 78H62V77H61ZM67 78H68V76H67ZM67 78H66V79H67ZM71 78H72V77H71ZM71 78H70V79H71ZM80 78H81V77H80ZM82 78H84V76H82ZM82 78H81V79H82ZM112 78H113V77H112ZM130 78H131V77H130ZM146 78H147V76H146ZM156 78H157V77H156ZM171 78H172V77H171ZM207 78H208V77H207ZM210 78H211V77H210ZM3 79H4V78H3ZM35 79H36V77L33 78V80H35ZM48 79H49V78H48ZM59 79H60V78H59ZM133 79H134V78H133ZM201 79H202V78H201ZM260 79H261V78H260ZM260 79H259V80H260ZM8 80H9V79H8ZM23 80H25V78H24ZM41 80H42V79H41ZM43 80H44V79H43ZM43 80H42V81H43ZM45 80H46V79H45ZM50 80H51V79H50ZM50 80H49V81H50ZM53 80H54V79H53ZM96 80H97V79H96ZM102 80H103V79H102ZM108 80H109V79H108ZM115 80H116V79H115ZM142 80H143V79H142ZM153 80H154V79H153ZM160 80H163V79H160ZM169 80H170V79H169ZM186 80H187V79H186ZM246 80H247L246 77L241 78L240 82H241V85H242V86H243L244 83H246ZM261 80H262V79H261ZM4 81H5V80H4ZM12 81H13V80H12ZM25 81H27V80H25ZM46 81H47V80H46ZM46 81H44V82H46ZM60 81L62 82V81H64V80H60ZM67 81H68V80H67ZM71 81H74V80H71ZM105 81H106V80H105ZM131 81H132V79H128V80L126 81L125 84H127V85L129 86V85H131ZM157 81H158V80H157ZM174 81H175V80H174ZM254 81H255V80H254ZM19 82H20V81H18V83H19ZM23 82H24V81H23ZM33 82H34V81H33ZM39 82H40V81H39ZM57 82H58V81H57ZM61 82H60V83H61ZM107 82H108V81H107ZM162 82H163V81H162ZM185 82H186V81H185ZM197 82H198V81H197ZM212 82H213V81H212ZM222 82H224V81H222ZM222 82H221V83H222ZM232 82H233V81H232ZM234 82H235V81H234ZM259 82H260V81H258L257 84H258ZM262 82H263V81H262ZM15 83H16V82H15ZM20 83H21V82H20ZM24 83H25V82H24ZM29 83H30V82H29ZM37 83H38V82H37ZM42 83H43V82H42ZM49 83H51V82H49ZM63 83H64V82H62V84H63ZM74 83H75V82H74ZM102 83H104V82H102ZM108 83H109V82H108ZM143 83H144V82H143ZM151 83H152V82H151ZM156 83H157V82H156ZM180 83H183V82L181 81ZM221 83H220V84H221ZM255 83H256V81H255ZM13 84H14V83H13ZM16 84H17V83H16ZM26 84H27V82H26ZM45 84H46V83H45ZM56 84H57V83H56ZM56 84H55L54 86H56ZM62 84H61L60 86H62ZM65 84H66V83H65ZM94 84H95V83H94ZM106 84H107V83H106ZM111 84H112V83H111ZM134 84H135V83H134ZM141 84H142V83H141ZM146 84H147V83H146ZM159 84H161V82H160ZM159 84H158V85H159ZM176 84H177V83H176ZM195 84H196V83H195ZM259 84H260V83H259ZM261 84H263V83H261ZM261 84H260V85H261ZM21 85H22V84H21ZM21 85H20V86H21ZM34 85H35V83H34ZM72 85H73V84H72ZM154 85H157V84H154ZM161 85H162V84H161ZM163 85H164V84H163ZM172 85H173V84H172ZM2 86H4V85H2ZM38 86H39V88L36 89L35 93L37 92V90L40 89V86H41V85H38V84H37V86H35V87H38ZM44 86H45V85H44ZM100 86H101V84H100ZM109 86H111V85H109ZM173 86H174V85H173ZM200 86H201V85H200ZM228 86H230V85H228ZM235 86H236V85H235ZM261 86H262V85H261ZM15 87H16V85H15ZM17 87L19 88V86H17ZM47 87H48V86H47ZM50 87H51V86H50ZM78 87H79V86H78ZM81 87H82V86H81ZM81 87H80V88H81ZM113 87H114V86H113ZM113 87H112V88H113ZM124 87H125V86H124ZM150 87H151V86H150ZM153 87H156V86H153ZM183 87H184V86H183ZM211 87H213V86H211ZM232 87H233V86H232ZM236 87H237V86H236ZM247 87H248V85H247ZM32 88H33V87H32ZM53 88H54V87H53ZM107 88H109V87H107ZM158 88H161V86H159ZM261 88H262V87H261ZM263 88H264V87H263ZM7 89H8V86L5 87V90H7ZM28 89H29V88H28ZM30 89H31V88H30ZM33 89H34V88H33ZM33 89H32V90H33ZM47 89H48V88H47ZM47 89H46V90H47ZM49 89H50V88H49ZM57 89H59V88H56V89L54 88V91L56 90V92H57ZM61 89H62V87H61ZM74 89H75V88H74ZM92 89H93V88H92ZM98 89H99L100 92H101V90H103V89L100 90V88H98ZM104 89H106V88H104ZM167 89H168V88H167ZM1 90H3V89H1ZM9 90H10V89H9ZM9 90H7V91H9ZM43 90H45V89H43ZM50 90H51V89H50ZM71 90H72V89H71ZM78 90H79V89H78ZM120 90H121V89H120ZM150 90H151V89H150ZM255 90H256V89H255ZM17 91H18V90H17ZM24 91H25V90H24ZM64 91H65V90H64ZM64 91H63V92H64ZM72 91H73V90H72ZM162 91H163V90H162ZM259 91H261V90H259ZM2 92H3V91H2ZM21 92H23V91H21ZM21 92H20V93H21ZM26 92H27V91H26ZM48 92H50V91H48ZM66 92H67V91H66ZM82 92H84V91H82ZM103 92H104V91H103ZM124 92H125V91H124ZM153 92H154V91H153ZM37 93H38V92H37ZM58 93H59V92H58ZM67 93H68V92H67ZM79 93H80V92H79ZM134 93H135V92H134ZM259 93H260V92H259ZM263 93H264V92H263ZM263 93H262V94H263ZM17 94H18V93H17ZM49 94H50V93H49ZM63 94H64V93H63ZM63 94H62V96H63ZM68 94H69V93H68ZM77 94H78V92H77ZM96 94H97V93H96ZM105 94H106V93H105ZM110 94H111V93H109V95H110ZM143 94H144V93H143ZM7 95H8V94H7ZM25 95H26V93H25ZM29 95H30V94H29ZM33 95H34V94H33ZM35 95H36V94H35ZM39 95H40V94H39ZM41 95H44V94L42 93ZM53 95H54V94H53ZM55 95H56V94H55ZM65 95H66V94H65ZM87 95H88V94H87ZM130 95H131V94H130ZM15 96H16V95H15ZM18 96H19V95H18ZM26 96H27V95H26ZM31 96H32V94H31ZM36 96H38V94H37ZM58 96H59V95H58ZM58 96H57V97H58ZM67 96H68V95H67ZM79 96H80V95H79ZM99 96H100V95H99ZM104 96H105V95H104ZM141 96H142V95H141ZM152 96H153V95H152ZM19 97H20V96H19ZM19 97H18V98H19ZM23 97H24V96H23ZM23 97H21V98H23ZM42 97H43V96H41V98H42ZM48 97H49V95H48ZM114 97H115V96H113L112 98L114 99ZM118 97H119V96H118ZM16 98H17V97H16ZM33 98H34V97H33ZM37 98H38V97H37ZM64 98H65V96H64ZM244 98H245V97H244ZM57 99H58V98H57ZM113 99H112L110 102H113V104H115ZM116 99H117V98H116ZM27 100H28V99H27ZM39 100H40V99H39ZM48 100H49V99H48ZM48 100H47V101H48ZM98 100H99V99H98ZM102 100H103V99H102ZM245 100H246V99H245ZM245 100H244V99H242V100H238V101L235 100V101H237V102H235V103H237V104H236L237 106H238V105H242V104H245V102H244ZM259 100H261V99H259ZM34 101H35V100H34ZM34 101H33V102H34ZM43 101H45V100H43ZM124 101H125V100H124ZM218 101H219V100H218ZM27 102H28V101H27ZM33 102H32V103H33ZM66 102H67V101H66ZM122 102H123V101H122ZM122 102H121V103H122ZM181 102H182V101H181ZM214 102H215V101H214ZM18 103H21V102H18ZM46 103H47V102H46ZM56 103H57V102H56ZM123 103H124V102H123ZM219 103H220V101H219ZM262 103H263V102H262ZM39 104H40V103H39ZM62 104H63V103H62ZM204 104H205V103H204ZM210 104H211V103H210ZM213 104H214V103H213ZM216 104H217V103H216ZM19 105H20V104H19ZM51 105H52V104H51ZM118 105H119V104H118ZM122 105H123V104H122ZM168 105H169V104H168ZM193 105H194V104H193ZM236 105L233 104V106H236ZM263 105H264V104H263ZM148 106H149V105H148ZM166 106H167V105H166ZM171 106H173V105H171ZM195 106H197V105H195ZM201 106H202V105H201ZM107 107H109V106H107ZM118 107H119V106H118ZM118 107H117V108H118ZM122 107H123V106H122ZM163 107H164V106H163ZM193 107H194V106H193ZM202 107H203V106H202ZM202 107H201V108H202ZM241 107H242V106H241ZM73 108H74V107H73ZM110 108H111V107H109V109H110ZM113 108H114V106H113ZM142 108H143V107H142ZM149 108H150V106H149ZM215 108H216V107H215ZM217 108H218V107H217ZM230 108H232L231 110H232V111H235L236 113H240V111H241V109H242V108L239 109V107H230ZM255 108H256V107H255ZM259 108H260V107H259ZM71 109H72V108H71ZM84 109H85V108H84ZM111 109H112V108H111ZM115 109H116V105H115ZM118 109H119V108H118ZM118 109H117V110H118ZM154 109H155V108H154ZM178 109H179V108H178ZM187 109H188V108H187ZM202 109H204V108H202ZM206 109H207V108H206ZM227 109H228V108H227ZM261 109H262V108H261ZM32 110H33V109H32ZM86 110H87V109H86ZM94 110H95V108H94ZM136 110L138 111L139 109H136ZM208 110H209V109H208ZM208 110H207V112H208ZM215 110H216V109H215ZM229 110H230V109H229ZM254 110H255V109H254ZM25 111H26V110H25ZM52 111H53V110H52ZM107 111H108V110H107ZM109 111H111V110H109ZM109 111H108V112H109ZM112 111H114V110H112ZM169 111H171V110H169ZM169 111H168V113H169ZM189 111H190V110H189ZM34 112H35V110H34ZM53 112H54V111H53ZM70 112H71V110H70ZM72 112H73V111H72ZM135 112H136V111H135ZM135 112H134V113H135ZM139 112H140V111H139ZM173 112H174V111H173ZM218 112H219V110H218ZM228 112H229V111H228ZM75 113H76V111H75ZM89 113H90V112H89ZM89 113H87V114H89ZM112 113H113V112H112ZM112 113H110V114L112 115ZM152 113H153V112H152ZM177 113H178V111H177ZM214 113H215V112H214ZM229 113H230V112H229ZM26 114H27V113H26ZM34 114H36V113H34ZM69 114H70V113H69ZM121 114H122V113H121ZM137 114H138V113H137ZM140 114H141V113H140ZM157 114L160 115V113H158V112H157ZM163 114H165V113H163ZM169 114H170V113H169ZM174 114H175V113H174ZM193 114H194V113H193ZM209 114H210V113H209ZM221 114H222V113H221ZM232 114H233V113H232ZM253 114H254V113H253ZM18 115H19V114H18ZM82 115H84V114H82ZM85 115H86V114H85ZM105 115H106V114H105ZM114 115H116V114H114ZM123 115H124V114H123ZM131 115H132V114H131ZM150 115H152V114H150ZM153 115H154V114H153ZM195 115H196V114H195ZM199 115H200V114H199ZM234 115H235V114H234ZM236 115H237V114H236ZM238 115H239V114H238ZM56 116H57V115H56ZM76 116H77V115H76ZM79 116H80V115H79ZM86 116H87V115H86ZM86 116H85V117H86ZM108 116H109V114H108ZM116 116H117V115H116ZM138 116H139V114H138ZM170 116H171V115H170ZM184 116L186 117V115H184ZM204 116H205V115H204ZM33 117H34L33 114H32L31 112H29L27 115L24 116V120H25L24 122H28V121L31 120V118H33ZM65 117H66V116H65ZM88 117H89V116H88ZM109 117H111V116H109ZM126 117H127V116H126ZM133 117H134V115H133ZM140 117H143V116L141 115ZM144 117H146V116H144ZM158 117H159V116H158ZM205 117H206V116H205ZM214 117H215V116H214ZM214 117H213V118H214ZM218 117H220V116H218ZM229 117H230V116H229ZM251 117H252V116H251ZM258 117H259V116H258ZM260 117H261V116H260ZM47 118H48V117H47ZM53 118H54V117H53ZM59 118H60V117H59ZM77 118H78V117H77ZM95 118H96V117H95ZM95 118H94V119H95ZM107 118H108V117H107ZM121 118H123V117H121ZM127 118H128V117H127ZM163 118H164V117H163ZM176 118H177V117H175L174 119H176ZM190 118H191V117H190ZM195 118H196V117H195ZM197 118H198V117H197ZM246 118H247V117H246ZM246 118H245V119H246ZM55 119L57 120V118H55ZM55 119H54V120H55ZM103 119H104V118H103ZM109 119H110V118H108V120H109ZM117 119H120V117L117 118ZM132 119H133V118H132ZM140 119H141V118H140ZM150 119H151V118H150ZM150 119H149V120H150ZM165 119H167V118H165ZM165 119H164V120H165ZM215 119H216V118H215ZM245 119H244V121H245ZM252 119H253V118H252ZM54 120H53V122H54ZM62 120H63V119H62ZM70 120H71V119H70ZM90 120H91V119L89 118L88 121L90 122ZM115 120H116V118H115ZM128 120H129V119H128ZM135 120H137V123L139 124V121H140V120H139V117H137V119H135ZM138 120H139V121H138ZM145 120H146V119H145ZM208 120H209V118H208ZM220 120H221V119H220ZM98 121H99V120H98ZM103 121H104V120H103ZM110 121H111V120H110ZM146 121H147V120H146ZM181 121H182V120H181ZM198 121H199V120H198ZM201 121H203V120H201ZM204 121H205V120H204ZM204 121H203V122H204ZM215 121H216V120H215ZM215 121H214V123H215ZM242 121H243V120H242ZM253 121H254V120H253ZM253 121H249L250 123H249V124L247 123L248 125L243 126V128L241 129L242 132L239 133L238 136H239V139H240V140L245 141V142H244L245 145H246V143H247L248 148H249L248 151H249L250 153L253 152V154H254V152H256V154H258V153L261 154L262 152H258V151H260V150L263 151V150H264V130H260V129H258V128L255 126L256 121H254L255 123H254ZM259 121H260V120H259ZM47 122H48V121H47ZM62 122H63V121H62ZM127 122H128V121H127ZM130 122H132V121H130ZM142 122H143V121H142ZM216 122H217V121H216ZM221 122H222V121H221ZM251 122H253V123H251ZM15 123H16V122H15ZM18 123H19V122H18ZM20 123H22V122H20ZM29 123H30V122H29ZM99 123H100V122H99ZM135 123H136V122H135ZM166 123H167V122H166ZM174 123H175V122H174ZM174 123H173V124H174ZM177 123H178V122H177ZM194 123H195V122H194ZM224 123H225V122H224ZM239 123H240V122H239ZM242 123H243V122H242ZM244 123H245V122H244ZM26 124H27V123H26ZM42 124H43V123H42ZM53 124H55V123H53ZM64 124H65V122H64ZM84 124H85V123H84ZM96 124H97V122H96ZM138 124H137V125H138ZM179 124H180V123H179ZM197 124H198V123H197ZM229 124H230V123H229ZM240 124H241V123H240ZM252 124H253V125H252ZM51 125H52V124H51ZM99 125H100V124H99ZM132 125H133V124H132ZM134 125H135V124H134ZM137 125H136V126H137ZM139 125H140V124H139ZM143 125L145 126V124H143ZM176 125H177V124H176ZM186 125H187V124H186ZM209 125H210V124H209ZM257 125H259V123H258ZM81 126H82V125H81ZM101 126H102V125H101ZM127 126H129V125H127ZM127 126H125V128H126ZM141 126H142V125H141ZM144 126H143V127H144ZM170 126H171V125H170ZM205 126H206V125H205ZM240 126H241V125H240ZM19 127H20V126H19ZM21 127H22V126H21ZM24 127H25V126H24ZM39 127H40V126H39ZM55 127H56V125H55ZM65 127H66V126H65ZM68 127H69V125H68ZM68 127H67V129H68ZM98 127H100V126H98ZM116 127H117V126H116ZM164 127H166V126H164ZM179 127H180V126H179ZM186 127H187V126H186ZM190 127H191V126H190ZM200 127H201V126H200ZM241 127H242V126H241ZM26 128H27V127H26ZM43 128H44V127H43ZM56 128H57V127H56ZM61 128H62V127H61ZM96 128H97V127H96ZM132 128H133V127H132ZM132 128H131V130H132ZM138 128H139V127H138ZM144 128H145V127H144ZM144 128H143V129H144ZM172 128H173V127H172ZM172 128H171V129H172ZM206 128H207V127H206ZM62 129H63V128H62ZM67 129H66V130H67ZM69 129H70V127H69ZM109 129H110V128H109ZM126 129H127V128H126ZM156 129H157V128H156ZM191 129H193V128H191ZM261 129H262V127H261ZM26 130H27V129H26ZM26 130H25V131H26ZM73 130H74V129H73ZM152 130H153V129H152ZM164 130H165V129H164ZM186 130H187V129H186ZM205 130H206V129H205ZM25 131H24V132H25ZM30 131H31V130H30ZM101 131H102V129H101ZM136 131H137V130H136ZM140 131H141V130H140ZM156 131H157V130H156ZM159 131H160V130H159ZM190 131H191V130H190ZM203 131H204V129H203ZM217 131H218V130H217ZM221 131H222V130H221ZM226 131H227V130H226ZM82 132H84V131H82ZM89 132H90V130H89ZM161 132H162V131H161ZM180 132H181V131H180ZM22 133H23V132H22ZM72 133H74V132H72ZM122 133H123V132H122ZM157 133H158V132H157ZM192 133H193V131H192ZM196 133H197V132H196ZM217 133H218V132H217ZM54 134H55V133H54ZM100 134H102V133H100ZM106 134H107V133H106ZM150 134H151V133H150ZM199 134H201V133H199ZM219 134H220V133H219ZM237 134H238V133H237ZM2 135H3V134H2ZM8 135H9V134H8ZM60 135H61V134H60ZM62 135H63V134H62ZM73 135H74V134H73ZM78 135H79V134H78ZM90 135H91V134H90ZM93 135H94V133H93ZM121 135H122V134H121ZM143 135H144V134H143ZM178 135H179V134H178ZM178 135H176V136H178ZM194 135H196V134H194ZM215 135H216V134H215ZM10 136H11V135H10ZM17 136H18V135H17ZM32 136H33V135H32ZM36 136H38V135H36ZM36 136H35V137H36ZM41 136H42V135H41ZM41 136H40V138H41ZM84 136H85V135H84ZM95 136H96V135H95ZM95 136H94V137H95ZM126 136H127V135H126ZM149 136H150V135H149ZM153 136H154V135H153ZM156 136H158V135H156ZM162 136H164V135H162ZM174 136H175V135H174ZM174 136H173V137H174ZM220 136H221V135H220ZM25 137H26V136H25ZM38 137H39V136H38ZM88 137H89V136H88ZM91 137H92V136H91ZM129 137H130V136H129ZM159 137H160V136H159ZM166 137H167V136H166ZM170 137H171V136H170ZM0 138H1V137H0ZM11 138H13V137H11ZM21 138H22V137H21ZM28 138H29V136H28ZM48 138H51V134H50V137L48 136ZM52 138H53V137H52ZM52 138H51V139H52ZM64 138H65V137H64ZM78 138H79V137H78ZM121 138H122V137H121ZM225 138H226V137H225ZM235 138H236V137H235ZM15 139H16V138H15ZM17 139H18V138H17ZM26 139H27V138H26ZM29 139H30V138H29ZM32 139H34V138H32ZM41 139H42V138H41ZM43 139H44V138H43ZM56 139L58 140V138H56ZM59 139H60V138H59ZM75 139H76V138H75ZM84 139H85V138H84ZM84 139H81V140H84ZM91 139H92V138H91ZM119 139H120V138H119ZM119 139H118V140H119ZM135 139H136V138H135ZM158 139H159V138H158ZM165 139H166V138H165ZM177 139H178V137H177ZM179 139H180V137H179ZM12 140H13V139H12ZM18 140H19V139H18ZM53 140H54V139H53ZM64 140H65V139H64ZM76 140H78V139H76ZM76 140H75V141H76ZM86 140H87V138H86ZM97 140H98V139H97ZM101 140H102V139H101ZM113 140H114V139H113ZM116 140H117V139H115V141H116ZM120 140H121V139H120ZM130 140H131V139H130ZM143 140H144V139H143ZM215 140H217V139H215ZM235 140H236V139H235ZM7 141H8V140H7ZM20 141H21V140H20ZM43 141H44V140H43ZM49 141H50V140H49ZM49 141H46V142H49ZM67 141H68V140H67ZM67 141H66V142H67ZM90 141L92 142L93 140H90ZM90 141H89V142H90ZM99 141H100V140H99ZM124 141H125V140H124ZM124 141H123V142H124ZM152 141H153V140H152ZM162 141H163V140H162ZM179 141H181V140H179ZM242 141H241V142H242ZM3 142H4V140H3ZM18 142H19V141H18ZM27 142H28V140H27ZM46 142H44V143H46ZM53 142H54V141H53ZM69 142H70V140H69ZM86 142L89 143L88 141H86ZM134 142H136V140L134 141V139H133V142H132V143H134ZM141 142H142V141H141ZM186 142H187V141H186ZM213 142H214V141H213ZM228 142H229V141H228ZM228 142H227V143H228ZM237 142H238V141H237ZM7 143H8V142H7ZM25 143H26V142H25ZM30 143H31V142H30ZM32 143H33V142H32ZM32 143H31V144H32ZM41 143H42V141H41L40 139H37V140L34 142V145H35V146L38 145V147H39V146L41 145ZM44 143H43V144H44ZM49 143H50V142H49ZM51 143H52V142H51ZM67 143H68V142H67ZM81 143H82V142H81ZM87 143H86V144H87ZM115 143H116V142H115ZM117 143H118V142H117ZM127 143H128V142H127ZM143 143H144V142H143ZM149 143H150V141H149ZM151 143H152V142H151ZM203 143H204V142H203ZM210 143H211V142H210ZM234 143H235V142H234ZM15 144H16V141H15ZM21 144H22V143H21ZM52 144H53V143H52ZM52 144H48V145L51 146ZM57 144H58V143H57ZM59 144H60V143H59ZM59 144H58V145H59ZM94 144H95V143H94ZM137 144H138V143H137ZM141 144H142V143H141ZM141 144H140V145H141ZM166 144H167V143H166ZM169 144H170V143H169ZM230 144H231V143H230ZM237 144H238V143H237ZM241 144H242V143H241ZM241 144H240V145H241ZM1 145H2V144H1ZM5 145L8 146V144H4V146H5ZM11 145H12V144H11ZM27 145H28V143H27ZM34 145H33V146H34ZM58 145H57V146H58ZM67 145H68V144H67ZM74 145H75V144H74ZM80 145H81V144H80ZM89 145H90V144H89ZM122 145H123V144H122ZM126 145H127V144H126ZM133 145H134V144H133ZM143 145H144V144H143ZM184 145H185V144H184ZM189 145H190V144H189ZM207 145H208V143H207ZM219 145H220V144H219ZM240 145H239V146H240ZM12 146H13V145H12ZM12 146H8V147L5 146V147H6L5 150L2 149V150H4L5 152H4V156H3V155L0 156V164H2V162H5V161H6L7 164L9 163V164H12V165H13V164L16 163V161H18L15 157H13V156L9 153L10 150H12V149H11ZM43 146H44L45 149H47V147H45V145H43ZM57 146L54 147V148H57ZM61 146H62V145H60V147H61ZM91 146H93V145H91ZM95 146H96V145H95ZM95 146H93L92 148H94ZM99 146H101V145H99ZM102 146H103V145H102ZM111 146H112V145H111ZM131 146H132V145H131ZM144 146H145V145H144ZM152 146H153V143H152ZM175 146H176V145H175ZM202 146H203V145H202ZM202 146H201V147H202ZM241 146H242V145H241ZM14 147H15V146H14ZM18 147H19V145L17 146V148H18ZM51 147H52V146H51ZM117 147H118V146H117ZM121 147H122V146H121ZM121 147H120V148H121ZM142 147H143V146H142ZM150 147H151V145H150ZM155 147H156V146H155ZM170 147H171V145H170ZM2 148H3V147H2ZM15 148H16V147H15ZM29 148H31V147H29ZM86 148H87V147H86ZM86 148H85V149H86ZM105 148H106V147H105ZM107 148H108V147H107ZM112 148H113V147H112ZM132 148L134 149L133 146H132ZM139 148H140V147H139ZM151 148H152V147H151ZM165 148H166V147H165ZM186 148H187V147H186ZM192 148H193V147H192ZM192 148H191V149H192ZM202 148H204V146H203ZM36 149H39V148H36ZM36 149H35V150H36ZM60 149H61V148H60ZM98 149H99V148H98ZM100 149H102V148H100ZM114 149H115V148H114ZM129 149L132 150L131 148H128V145H127V146L124 147L123 149H121V150H119V151H116V154H117V152H118V153L121 154V155L128 156L129 153L132 152V151H128ZM140 149H142V148H140ZM147 149H148V148H147ZM153 149H154V148H153ZM153 149H152V150H153ZM176 149H177V148H176ZM216 149H217V148H216ZM238 149H239V148H238ZM244 149H245V148H244ZM29 150H30V149H29ZM31 150H32V149H31ZM42 150H43V149H42ZM86 150H87V149H86ZM91 150H92V149H91ZM91 150L89 149V152H88L89 154L87 155V157H88V156L91 157V162L89 163V165H90L91 168H92V167L94 168V170H95V174H94V175H99V174L101 175V174H102L101 176H103V173H105V168H103V166H105V164H104L105 162H102V161L107 160V159H110L111 156L107 155L108 153H106L107 156H102V155H101L102 158H100V155H99L100 152H99V154H96L95 152L93 153ZM94 150H95V149H94ZM105 150L107 151V149H105ZM108 150H109V149H108ZM148 150L150 151L151 149H148ZM172 150H173V149H172ZM181 150H182V149H181ZM188 150H189V149H188ZM200 150H201V149H200ZM209 150H210V149H209ZM220 150H221V148H220ZM20 151H21V150H20ZM23 151H24V150H23ZM37 151H38V150H37ZM43 151H44V150H43ZM47 151H49V150H47ZM64 151H65V150H64ZM77 151H78V150H77ZM82 151H84V150H82ZM120 151H122V152H120ZM135 151H136V150H135ZM135 151L133 150V152H135ZM149 151H148V152H149ZM156 151H157V150H156ZM177 151H178V150H177ZM177 151H176V152H177ZM194 151H195V150H194ZM13 152H14V151H13ZM25 152H26V150H25ZM28 152H29V151H28ZM45 152H46V151H45ZM53 152H54V151H53ZM61 152H62V151H61ZM107 152H108V151H107ZM128 152H129V153H128ZM141 152H142V150H141ZM159 152L161 153V151H159ZM163 152H165V151H163ZM17 153H19V152H17ZM32 153H33V152H32ZM32 153H30V154H32ZM36 153H37V152H36ZM102 153H103V152H102ZM109 153H110V152H109ZM135 153H136V152H135ZM138 153H139V151H138ZM138 153H137V154H138ZM190 153H191V152H190ZM37 154H38V153H37ZM37 154H36V155H37ZM41 154H43V153H41ZM52 154H53V153H52ZM85 154H87V153H85ZM131 154H132V153H131ZM151 154H152V153H151ZM153 154H154V153H153ZM174 154H175V153H174ZM197 154H198V153H197ZM217 154H218V153H217ZM246 154H247V152H246ZM246 154H245V155H246ZM248 154H249V153H248ZM263 154H264V153H263ZM19 155H20V154H19ZM44 155H46V153H45ZM56 155H57V154H56ZM56 155H55V156H56ZM148 155H149V154H148ZM148 155H147V156H148ZM160 155H161V154H160ZM168 155H169V154H168ZM171 155H172V154H171ZM237 155H238V154H237ZM250 155H251V154H250ZM23 156H24V155H23ZM26 156H27V155H26ZM40 156H41V155H40ZM50 156H51V157H54V155H53V156L50 155ZM50 156H49V157H50ZM58 156L60 157V155H58ZM80 156H81V155H80ZM114 156H116V155H114ZM119 156H120V155H119ZM140 156H141V155H140ZM145 156H146V154H145ZM150 156H151V155H150ZM175 156H176V155H175ZM175 156H174V158H175ZM184 156H185V155H184ZM191 156H192V155H191ZM204 156H205V155H204ZM206 156H207V155H206ZM228 156H229V155H228ZM238 156H239V155H238ZM248 156H249V155H248ZM261 156H262V155H261ZM20 157H21V156H20ZM27 157H28V156H27ZM37 157H38V156H37ZM87 157H85V158H87ZM112 157H113V156H112ZM131 157H132V155H131ZM141 157H142V156H141ZM148 157H149V156H148ZM170 157H171V156H169V158H170ZM188 157H189V156H188ZM201 157H202V156H201ZM201 157H200V158H201ZM216 157H217V156H216ZM23 158H25V157H23ZM31 158H32V157H31ZM42 158H43V157H42ZM62 158H63V157H62ZM79 158H80V157H79ZM114 158H115V157H114ZM138 158H139V157H138ZM142 158H143V157H142ZM159 158H160V157H159ZM174 158H173V157L170 158V159H171V160H170L171 163H174V162H175V159H176V158H175V159H174ZM206 158H207V157H206ZM211 158H212V157H211ZM225 158H226V157H225ZM236 158H237V157H236ZM27 159H28V158H27ZM27 159H26V160H27ZM38 159H39V158H38ZM48 159H50V158H48ZM54 159H55V157H54ZM67 159H68V158H67ZM81 159H82V158H81ZM88 159H89V158H88ZM112 159H113V158H112ZM115 159H116V158H115ZM131 159H132V158H131ZM135 159H136V158H135ZM144 159H146V158L144 157ZM162 159H163V158H162ZM26 160H25V161H26ZM33 160H34V159H33ZM43 160H44V159H43ZM110 160H111V159H110ZM132 160H133V159H132ZM132 160H131V161H132ZM176 160H177V159H176ZM196 160H197V159H196ZM201 160H202V159H201ZM204 160H205V158H204ZM212 160H213V159H212ZM216 160H217V159H216ZM223 160H224V159H223ZM260 160H261V159H260ZM21 161H22V159H21ZM27 161H28V160H27ZM31 161H32V160H31ZM47 161H48V160H47ZM92 161H94V162H92ZM116 161H117V160H116ZM120 161H121V160H120ZM122 161H123V160H122ZM141 161H142V160H141ZM149 161H151V160H149ZM157 161H158V159H157ZM178 161H179V160H178ZM205 161H206V160H205ZM230 161L232 162V160H230ZM251 161H252V160H251ZM19 162H20V161H19ZM19 162H17V164H18ZM23 162H24V161H22V163H23ZM65 162H66V161H65ZM71 162H72V161H71ZM107 162H108V161H107ZM113 162H115V161H113ZM125 162H127V160H126ZM139 162H140V161H139ZM143 162H144V161H143ZM153 162H154V160H153ZM155 162H156V160H155ZM161 162H162V161H161ZM168 162H169V161H168ZM176 162H177V161H176ZM181 162H182V161H181ZM189 162H190V161H189ZM201 162H202V161H201ZM210 162H211V161H210ZM223 162H224V161H223ZM228 162H229V161H228ZM228 162H227V163H228ZM236 162H237V161H236ZM28 163H29V162H28ZM32 163H33V161H32ZM51 163H52V162H51ZM115 163H116V162H115ZM115 163H114V166H115ZM117 163H118V162H117ZM119 163H120V162H119ZM132 163H133V162H132ZM134 163H136V162H134ZM151 163H152V162H151ZM166 163H167V160H166ZM166 163H165V164H166ZM179 163H180V161H179ZM185 163H186V162H185ZM185 163H184V165H186ZM192 163H193V162H192ZM198 163H199V161H198ZM227 163H226V165H229V164H227ZM20 164H21V163H20ZM23 164H24V163H23ZM30 164H31V163H30ZM76 164H77V163H76ZM123 164H124V163H123ZM137 164H138V163H137ZM140 164H141V163H140ZM140 164H138V165H140ZM157 164H158V163H157ZM180 164H181V163H180ZM180 164H179V165H180ZM187 164H188V163H187ZM190 164H191V163H190ZM195 164H197V163H195ZM200 164H201V163H200ZM200 164H199V166H200ZM203 164H204V163H203ZM222 164H223V163H222ZM222 164H220V165H222ZM240 164H241V163H240ZM40 165H41V164H40ZM42 165H43V164H42ZM46 165H48V164H46ZM56 165H57V164H56ZM121 165H122V164H121ZM126 165H127V164H126ZM134 165H136V164H134ZM144 165H145V164H144ZM159 165H160V164H159ZM167 165H170V164H167ZM214 165H215V164H214ZM214 165H212V167H213ZM223 165H224V164H223ZM233 165H234V164H233ZM242 165H243V164H242ZM248 165H249V164H248ZM4 166H6V165L4 164ZM28 166H30V165H28ZM31 166H32V165H31ZM71 166H72V165H71ZM71 166H70V167H71ZM73 166L75 167V165H73ZM122 166H123V165H122ZM161 166H162V165H161ZM163 166H164V165H163ZM163 166H162V167H163ZM170 166H171V165H170ZM188 166H189V165H188ZM193 166H195V165H193ZM196 166H197V165H196ZM250 166H251V165H250ZM253 166H254L257 170L262 168L261 170H262V172H264V161L261 160V162H258V163H256V164H254ZM1 167H2V166H1ZM35 167H36V166H35ZM44 167H45V166H44ZM78 167H79V166H78ZM85 167H86V166H85ZM88 167H89V166H88ZM106 167H107V166H106ZM152 167H153V166H152ZM159 167H160V166H159ZM182 167H183V166H182ZM206 167H209V166H206ZM212 167H211V168H212ZM216 167H217V166H216ZM218 167H219V166H218ZM223 167H225V166H223ZM230 167H231V166H230ZM8 168H9V167H8ZM8 168H7V169H8ZM27 168H30V167H27ZM62 168H63V167H62ZM64 168H65V167H64ZM115 168H116V167H115ZM136 168H137V166H136ZM143 168H144V167H143ZM145 168H146V166H145ZM149 168H150V167H149ZM149 168H148V169H149ZM164 168H166V166H165ZM185 168H186V167H185ZM198 168H199V167H198ZM200 168L203 169L202 166H201ZM211 168H210V169H211ZM225 168H226V167H225ZM227 168H228V167H227ZM227 168H226V169H227ZM233 168H235V167H233ZM248 168H249V167H248ZM0 169H1V168H0ZM4 169H5V168H3V169H1V170H4ZM41 169H42V168H41ZM86 169H87V167H86ZM110 169H111V168H110ZM137 169H138V168H137ZM150 169H151V168H150ZM157 169H158V168H157ZM159 169H160V168H159ZM181 169H182V168H181ZM189 169H190V168H189ZM191 169H192V167H191ZM205 169H206V168H205ZM215 169H216V168H215ZM219 169H220V167H219ZM226 169H225V170H226ZM238 169H239V168H238ZM67 170H68V169H67ZM106 170H107V169H106ZM111 170H113V169H111ZM141 170H142V168H141L140 170H138V171L140 172ZM151 170H152V169H151ZM160 170H162V169H160ZM165 170H166V169H165ZM175 170H176V169H175ZM208 170H209V168H208ZM229 170H230V169H229ZM231 170H232V169H231ZM243 170H244V169H243ZM9 171H10V170H9ZM17 171H18V170H17ZM17 171H16V172H17ZM29 171H30V170H29ZM34 171H35V170H34ZM43 171H44V170H43ZM71 171H72V170H71ZM84 171H85V170H84ZM136 171H137V170H136ZM138 171H137V173H138ZM152 171H153V170H152ZM173 171H174V169H173ZM173 171H172V172H173ZM195 171H196V170H195ZM209 171H210V170H209ZM244 171H245V170H244ZM250 171H251V170H250ZM250 171H249V172H250ZM0 172H1V171H0ZM22 172H23V171H22ZM60 172H61V171H60ZM66 172H67V171H66ZM111 172H112V171H111ZM117 172H119V171H117ZM117 172H116V173H117ZM123 172H124V170H123ZM145 172H146V171H145ZM193 172H194V171H193ZM197 172H198V171H197ZM215 172H216V171H215ZM218 172H219V171H218ZM259 172H260V171H259ZM262 172H261V173H262ZM19 173H20V172H19ZM33 173H35V172H33ZM39 173H40V172H39ZM39 173H38V174H39ZM48 173H49V172H48ZM53 173H54V175H55V172H53ZM56 173H57V172H56ZM93 173H94V172H93ZM174 173H175V172H174ZM200 173H201V170H200L199 174H200ZM205 173H206V172H205ZM224 173H225V172H224ZM224 173H223V174H224ZM231 173H232V172H231ZM243 173H244V172H243ZM4 174H6V173H4ZM16 174H17V173H16ZM22 174H24V173H22ZM35 174H37V173H35ZM90 174H91V173H90ZM141 174H142V173H141ZM141 174H140V175H141ZM143 174H144V173H143ZM154 174H155V173H154ZM201 174H203V173H201ZM213 174H214V172H213ZM223 174H222V176H223ZM232 174H233V173H232ZM253 174H254V171H253ZM258 174H259V173H258ZM8 175H9V173H8ZM8 175H6V176L8 177ZM12 175H13V174H12ZM61 175H62V174H61ZM76 175H77V174H76ZM86 175H87V174H86ZM107 175H108V174H107ZM107 175H106V176H107ZM117 175H118V174H117ZM146 175H147V174H146ZM152 175H153V174H152ZM152 175H151V177H152ZM178 175H179V174H178ZM214 175H215V174H214ZM214 175H213V176H214ZM217 175H218V174H217ZM220 175H221V174H220ZM260 175H261V174H260ZM17 176H18L17 179H14V180H13L14 182H13L12 184L10 183V184H11V186H10L11 191H10V189H9V191H10V193H11V197H12L13 200H16V199H17V196H18L19 194L21 195V194L24 192V191H23L24 188L27 186V183H26V182L24 181V179H23V176H24V175L22 176L21 174H17ZM35 176H37V175H35ZM39 176H40V175H39ZM47 176H48V175H47ZM52 176H53V174H52ZM52 176H51V177H52ZM122 176H123V175H122ZM126 176H127V175H126ZM198 176H199V175H198ZM201 176H202V175H201ZM201 176H200V177H201ZM218 176H219V175H218ZM224 176H228V175H224ZM257 176H258V175H257ZM48 177H49V176H48ZM51 177H50V178H51ZM53 177H54V176H53ZM56 177H57V176H56ZM74 177H75V176H74ZM97 177H98V176H97ZM99 177H100V176H99ZM136 177H138V176H136ZM136 177H135V178H136ZM148 177H149V176H148ZM188 177H189V176H188ZM194 177H195V176H194ZM214 177H215V176H214ZM216 177H217V176H216ZM239 177H240V176H239ZM243 177H244V176H243ZM251 177H252V176H251ZM251 177H249V178H251ZM261 177L264 179V173L262 174ZM39 178H40V177H39ZM41 178H42V177H41ZM44 178H45V177H44ZM60 178H61V176H60ZM67 178H68V177H67ZM76 178H77V177H76ZM90 178H91V177H90ZM90 178H89V179H90ZM92 178H93V177H92ZM155 178H156V177H155ZM170 178H171V177H170ZM170 178H169V179H170ZM201 178H202V177H201ZM203 178H204V177H203ZM219 178H220V176H219ZM219 178H217V179H219ZM221 178H222V177H221ZM253 178H254V177H253ZM5 179H6V178H5ZM5 179H3V180H5ZM25 179H26V178H25ZM57 179H59V177H58ZM65 179H66V178H65ZM65 179H61V180H65ZM80 179H81V178H80ZM89 179H88V180H89ZM99 179H100V178H99ZM114 179H115V178H114ZM138 179H139V178H138ZM169 179H168V181H169ZM179 179H180V177H179ZM179 179H178L177 181H175V182H176V183H179V182H180ZM215 179H216V178H215ZM222 179H223V178H222ZM1 180H2V179H1ZM7 180H8V179H7ZM9 180H10V179H9ZM26 180H27V179H26ZM34 180H35V179H34ZM36 180H37V179H36ZM36 180H35V181H36ZM91 180H92V179H91ZM147 180H148V179H147ZM159 180H160V179H159ZM170 180H171V179H170ZM193 180H194V181H197V178H196V179H193ZM198 180H199V179H198ZM29 181H30V180H29ZM40 181H41V180H40ZM54 181H55V180H54ZM54 181L48 179L47 181L44 182V183H45L44 186L41 184V185L43 186L42 188L44 189V188H46L47 186H48V188H50V186L52 187L53 184H57V183H58V182H57V183H54ZM66 181H67V180H66ZM148 181H149V180H148ZM157 181H158V180H157ZM189 181H190V180H189ZM191 181H192V180H191ZM191 181H190V182H191ZM208 181H209V180H208ZM222 181H224V180H222ZM241 181H242V180H241ZM244 181H245V180H244ZM250 181H251V180H250ZM262 181H263V180H262ZM27 182H28V181H27ZM31 182H32V181H31ZM33 182H34V181H33ZM41 182H42V181H41ZM55 182H56V181H55ZM60 182H61V181H60ZM89 182H90V181H89ZM97 182H98V180H97ZM108 182H109V181H108ZM120 182H121V181H120ZM139 182H140V181H139ZM159 182H160V181H159ZM161 182H162V181H161ZM182 182H183V181H182ZM190 182H189V183H190ZM218 182H219V181H218ZM226 182H227V181H226ZM248 182H249V181H248ZM254 182H255V181H254ZM254 182H253V183H254ZM0 183H1V182H0ZM2 183H3V181H2ZM62 183H63V182H62ZM74 183H76V182H74ZM101 183H102V182H101ZM103 183H104V182H103ZM103 183H102V185H103ZM124 183H125V182H124ZM131 183H132V182H131ZM193 183H194V182H193ZM202 183H203V182H202ZM232 183H233V182H232ZM251 183H252V182H251ZM7 184H8V183H7ZM29 184H31V183H28V185H29ZM32 184H33V183H32ZM34 184H36V183H34ZM39 184H40V183H39ZM60 184H61V183H60ZM81 184H82V183H81ZM88 184H89V183H88ZM91 184H92V183H91ZM96 184H97V183H96ZM112 184H113V183H112ZM121 184H122V183H121ZM134 184H135V183H134ZM149 184H150V183H149ZM165 184H166V183H165ZM194 184H195V183H194ZM199 184H200V182H199ZM199 184H198V185H199ZM219 184H220V183H219ZM242 184H243V183H242ZM247 184H249V183H247ZM255 184H256L257 187H259V186H262L264 183L259 184V182L256 181ZM2 185H4V184H2ZM2 185H1V186H2ZM61 185H62V184H61ZM68 185H69V184H68ZM89 185H90V184H89ZM113 185H114V184H113ZM137 185H138V184H137ZM141 185H142V184H141ZM147 185H148V184H147ZM150 185H151V184H150ZM161 185H162V184H161ZM167 185H168V187H169L167 190L170 191L172 188H174V189L176 190L177 185H175L174 183H170V181H169V182L167 183ZM220 185H221V184H220ZM225 185H226V184H225ZM225 185H224V186H225ZM230 185H231V184H230ZM249 185H250V184H249ZM33 186H35V185H33ZM56 186H57V185H56ZM56 186H55V187H56ZM66 186H67V185L65 184V187H66ZM75 186H76V185H75ZM78 186H79V185H78ZM114 186H115V188H116V185H114ZM154 186H155V185H154ZM154 186H153V188H154ZM174 186H176V187H174ZM192 186H193V185H192ZM208 186H209V185H208ZM211 186H213V185H211ZM215 186H216V185H215ZM222 186H223V185H222ZM39 187H40V186H39ZM53 187H54V186H53ZM58 187H60V186H58ZM61 187H62V186H61ZM121 187H122V186H121ZM132 187H133V186H132ZM135 187H136V186H135ZM135 187H134V188H135ZM142 187H144V186H142ZM155 187H156V186H155ZM190 187H191V186H190ZM216 187H217V186H216ZM228 187H229V186H228ZM5 188H6V187H5ZM26 188H27V187H26ZM32 188H33V193H32V194H34V193H35L34 191H35L37 188L35 187V188H36L35 190H34V187H32ZM32 188H31V189H32ZM63 188H64V186H63ZM110 188H112V187L110 186ZM113 188H114V187H113ZM136 188H137V187H136ZM145 188H146V185H145ZM145 188H144V189H145ZM149 188H150V187H149ZM179 188H180V187H179ZM191 188H192V187H191ZM196 188H197V187H196ZM196 188H195V189H196ZM210 188H211V187H210ZM214 188H215V187H214ZM221 188H222V187H220V189H221ZM0 189H1V188H0ZM40 189H41V188H39V190H40ZM65 189H66V188H65ZM71 189H72V188H71ZM126 189H127V188H126ZM139 189H140V188H139ZM139 189H138V190H139ZM142 189H143V188H142ZM146 189H148V188H146ZM159 189H160V188H159ZM202 189H203V188H202ZM208 189H209V187H208ZM217 189H218V187H217ZM224 189H225V188H224ZM228 189H229V188H228ZM251 189H252V188H251ZM260 189H261V188H260ZM27 190H28V189H27ZM39 190H38V191H39ZM80 190H81V189H80ZM106 190H107V189H106ZM129 190H130V189H129ZM129 190H128V191H129ZM136 190H137V189H136ZM167 190H166V191H167ZM189 190H190V189H189ZM226 190H227V189H226ZM38 191H36V192H38ZM40 191H41V190H40ZM46 191H47V190H46ZM48 191H49V190H48ZM48 191H47V192H48ZM56 191H57V190H56ZM67 191H69V189H67ZM67 191H66V192H67ZM70 191H71V190H70ZM70 191H69V192H70ZM83 191H84V190H83ZM104 191H105V190H104ZM109 191H110V190H109ZM130 191H132V190H130ZM191 191H193V190H191ZM198 191H199V190H198ZM201 191H202V190H201ZM204 191H205V190H204ZM204 191H202V192L204 193ZM218 191H219V190H218ZM252 191H253V190H252ZM256 191H257V189H256ZM258 191H259V190H258ZM63 192H64V191H63ZM66 192H64V193H66ZM69 192H68V193H69ZM89 192H90V191H89ZM133 192H134V191H133ZM137 192H138V191H137ZM174 192H176V191H174ZM187 192L189 193V191H187ZM210 192L212 193V190H211ZM215 192H216V191H214V193H215ZM250 192H251V191H250ZM259 192H260V191H259ZM39 193H40V192H39ZM49 193H50V192H49ZM74 193H75V192H74ZM104 193H105V192H104ZM108 193H109V192H108ZM135 193H136V192H135ZM147 193H148V192H147ZM152 193H154V192H152ZM170 193H171V194H170ZM188 193H187V194H188ZM193 193H194V192H193ZM199 193H200V192H199ZM219 193H220L221 195H223L221 192H219ZM224 193H226V192L224 191ZM253 193H255V192H253ZM253 193H252V194H253ZM7 194H8V191H7L6 195H7ZM66 194H67V193H66ZM132 194H133V193H132ZM140 194H141V193H140ZM142 194H143V193H142ZM159 194H160V191H159ZM179 194H180V193H179ZM200 194H201V193H200ZM215 194H216V193H215ZM0 195L2 196V194H0ZM3 195H4V194H3ZM36 195H37V194H36ZM104 195H105V194H104ZM113 195H114V194H113ZM155 195H157V194H155ZM190 195H191V193H190ZM192 195H194V194H192ZM203 195H204V194H203ZM203 195H202V196H203ZM217 195H218V194H217ZM241 195H242V194H241ZM8 196H9V195H8ZM8 196H7V197H8ZM66 196H67V195H66ZM66 196H65V197H66ZM68 196H71V195H68ZM126 196H127V195H126ZM133 196H135V195L133 194ZM133 196H131L130 199H131ZM137 196H138V195H137ZM141 196H142V195H141ZM163 196H164V195H163ZM163 196H162V198H163ZM165 196H166V194H165ZM165 196H164V198H166V197L168 196L167 199H169V200L172 199V200L169 202V201L166 199L167 202H166V203L163 202L164 205H163L162 207H159V208H161V209H160V210H161V214H160V215H162V211H163V213H164V212H166L167 209L172 208V207L174 206V200L177 199V197H178L177 194H176V196H173V195H172V190H171V192H167V196H166V197H165ZM179 196H180V195H179ZM223 196H224V195H223ZM226 196H227V193H226ZM3 197H4V196H3ZM18 197H19V196H18ZM36 197H37V196H36ZM77 197H78V196H77ZM127 197H128V196H127ZM127 197L125 198L126 201H127ZM143 197H144V196H143ZM146 197H147V196H146ZM152 197H155V196L153 195ZM157 197H158V196H157ZM207 197H208V196H206V198H207ZM209 197H210V196H209ZM214 197H215V195H214ZM236 197H237V196H236ZM32 198H33V197H32ZM48 198H49V197H48ZM55 198H56V197H55ZM103 198H104V197H103ZM117 198H118V197H117ZM140 198H141V197H140ZM2 199H3V198H2ZM34 199H35V198H34ZM43 199H44V198H43ZM62 199H63V198H62ZM62 199H61V200H62ZM67 199H68V198H67ZM97 199H98V198H97ZM109 199H110V198H109ZM121 199H124V198H121ZM130 199L128 198V201H129ZM134 199H135V197L131 199V202H134ZM138 199H139V198H138ZM146 199H147V198H146ZM151 199H152V198H151ZM158 199H159V197H158ZM178 199H179V198H178ZM184 199H186V198H184ZM211 199H212V198H211ZM230 199H231V198H230ZM0 200H1V199H0ZM8 200H9V198H8ZM36 200H37V199H36ZM49 200H50V198H49ZM49 200H48V201H49ZM75 200H76V199H75ZM136 200H137V199H136ZM141 200H142V198H141ZM144 200H145V199H144ZM155 200H156V199H155ZM155 200H154V201H155ZM164 200H165V199H164ZM179 200H180V199H179ZM200 200H201V199H200ZM202 200H203V199H202ZM251 200H252V199H251ZM259 200H260V199H259ZM1 201H2V200H1ZM9 201H10V200H9ZM20 201H21V200H20ZM33 201H34V200H33ZM45 201H46V200H45ZM82 201H84V200H82ZM142 201H143V200H142ZM151 201H152V200H151ZM185 201H187V200H185ZM194 201H195V200H194ZM196 201H197V200H196ZM205 201H206V200H205ZM235 201H236V200H235ZM235 201H234V202H235ZM240 201H241V200H240ZM3 202H4V201H3ZM31 202H32V201H31ZM41 202H42V200H41ZM41 202H40V203H41ZM43 202H44V201H43ZM49 202H50V201H49ZM51 202H52V200H51ZM54 202L56 203L57 201L54 200ZM60 202H61V201H60ZM135 202H136V201H135ZM144 202H147V200L144 201ZM157 202H158V201H157ZM157 202H156V203H157ZM168 202H169V203H168ZM176 202H177V201H176ZM183 202H184V200H183ZM191 202H192V200H191ZM202 202H203V201H202ZM207 202H210V201H207ZM232 202H233V201H232ZM253 202H254V201H253ZM257 202H258V200H257ZM14 203H15V202H13V204H14ZM20 203H21V202H20ZM44 203H45V202H44ZM55 203H54V204H55ZM117 203H118V202H117ZM117 203H115V204H117ZM137 203H138V202H137ZM140 203H141V201H140ZM156 203H153V204L157 205ZM180 203H181V202H180ZM227 203H228V202H227ZM249 203H250V202H249ZM259 203H260V202H259ZM57 204H58V203H57ZM77 204H78V203H77ZM101 204H102V203H101ZM101 204H100V205H101ZM128 204H129V203H128ZM141 204H142V203H141ZM143 204H146V203H143ZM153 204H152V205H153ZM177 204H178V203H177ZM177 204H176V205H177ZM181 204L184 205L183 203H181ZM185 204H186V203H185ZM192 204H193V202H192ZM195 204H196V203H195ZM199 204H200V203H199ZM208 204H209V203H208ZM222 204H223V203H222ZM235 204H236V202H235ZM263 204H264V202H263ZM263 204H262V205H263ZM2 205H3V204H2ZM20 205H21V204H20ZM29 205H30V204H29ZM113 205H114V204H113ZM125 205H126V204H125ZM134 205H135V204H134ZM188 205H191V204H188ZM230 205H231V204H230ZM27 206H28V205H27ZM31 206H32V205H31ZM34 206H35V205H34ZM34 206H33V208H34ZM61 206H62V205H61ZM111 206H112V205H111ZM114 206H116V205H114ZM122 206H123V205H122ZM127 206L130 208L129 205H127ZM196 206H197V205H196ZM214 206L216 207V205H214ZM217 206H218V204H217ZM239 206H240V205H239ZM245 206H246V205H245ZM255 206H256V205H255ZM2 207H3V206H2ZM19 207H20V206H19ZM49 207H50V206H49ZM142 207H143V206H142ZM151 207H152V206H151ZM206 207H207V206H206ZM212 207H213V206H212ZM229 207H230V206H229ZM240 207H241V206H240ZM240 207H239V208H240ZM246 207H247V206H246ZM260 207H262V206H260ZM6 208H7V206H6ZM16 208H17V207H16ZM25 208H26V207H25ZM58 208H59V207H58ZM121 208H122V207H121ZM129 208H128V209H129ZM134 208H135V207H134ZM157 208H158V207H157ZM180 208H181V207H180ZM199 208H200V207H199ZM149 209L151 210V208H149ZM178 209H179V208H178ZM188 209H190V208H188ZM204 209L207 210V208H204ZM211 209H214V208H211ZM218 209H219V208H218ZM234 209H235V206H234ZM234 209H233V210H234ZM4 210H5V209H4ZM134 210H135V209H134ZM157 210H158V209H157ZM160 210H159V211H160ZM180 210H181V209H180ZM182 210H183V209H182ZM238 210H239V209H238ZM247 210H248V209H247ZM7 211H8V210H7ZM123 211H124V210H123ZM155 211H156V210H155ZM195 211H196V210H195ZM223 211L225 212V210H223ZM33 212H34V211H33ZM55 212H56V211H55ZM55 212H54V213H55ZM61 212H62V211H61ZM111 212H112V211H111ZM120 212H121V211H120ZM147 212H148V211H147ZM150 212H151V211H149V213H150ZM167 212H168V211H167ZM170 212H171V211H170ZM202 212H203V211H202ZM217 212H218V211H217ZM232 212H234V211H232ZM236 212H237V211H236ZM3 213H5V211H4ZM49 213H50V212H49ZM65 213H66V212H65ZM81 213H82V212H81ZM86 213H87V212H86ZM138 213H139V212H138ZM157 213H159V212H157ZM187 213H188V212H187ZM195 213H197V212H195ZM205 213H206V212H205ZM208 213H209V212H208ZM215 213H216V212H215ZM234 213H235V212H234ZM26 214H28V213H26ZM45 214H47V213H45ZM113 214H114V213H113ZM147 214H148V213H147ZM150 214H151V213H150ZM170 214H171V213H170ZM219 214H220V213H219ZM241 214H242V213H241ZM2 215H3V214H2ZM10 215H11V214H10ZM20 215H21V214H20ZM59 215H60V214H59ZM59 215H58V217H59ZM91 215H92V214H91ZM109 215H110V214H109ZM138 215H139V214H138ZM143 215H144V214H143ZM157 215H158V214H157ZM216 215H217V214H216ZM225 215H226V214H225ZM231 215H232V214H231ZM45 216H46V215H45ZM54 216H55V215H54ZM70 216H71V215H70ZM146 216H147V215H146ZM164 216H165V215H164ZM185 216H186V215H185ZM187 216H188V215H187ZM202 216H203V215H202ZM206 216H207V215H204V217H206ZM208 216H209V215H208ZM211 216H212V214H211ZM229 216H230V215H229ZM237 216H238V215H237ZM242 216H243V215H242ZM82 217H84V216H82ZM119 217H120V216H119ZM147 217H148V216H147ZM219 217H221V216H219ZM22 218H23V216H22ZM36 218H37V217H36ZM59 218H60V217H59ZM59 218H58V219H59ZM117 218H118V217H117ZM173 218H174V217H173ZM182 218H183V216H182ZM224 218H225V217H224ZM248 218H249V216H248ZM263 218H264V217H263ZM33 219H35V218H33ZM33 219H32V220H33ZM78 219H79V218H78ZM89 219H90V218H89ZM150 219H151V218H150ZM159 219H163V217H162V216H159ZM183 219H186V218L184 217ZM204 219H206V218H204ZM234 219H236V218L234 217ZM249 219H250V218H249ZM252 219H253V218H252ZM261 219H262V218H261ZM6 220H7V219H6ZM19 220H20V219H19ZM113 220H114V219H113ZM129 220H130V219H129ZM157 220H158V219H157ZM187 220H188V219H187ZM190 220H191V219H189V221H187V222L190 223ZM196 220H197V219H196ZM209 220H210V219H209ZM215 220L218 221V219H215ZM223 220H224V219H222V222L225 221V220H224V221H223ZM237 220H238V218H237ZM245 220H246V219H245ZM247 220H248V219H247ZM247 220H246V221H247ZM120 221H121V220H120ZM138 221H139V220H138ZM148 221H149V219H148ZM148 221H147V222H148ZM158 221H159V223H160V220H158ZM183 221L185 222V220H183ZM183 221L181 220V222H183ZM201 221H202V220H201ZM230 221H231V220H230ZM230 221H229V222H230ZM249 221H250V220H249ZM249 221H247V222H249ZM258 221H259V220H258ZM70 222H71V221H70ZM80 222H81V220H80ZM82 222H84V220H82ZM82 222H81V223H82ZM147 222H146V223H147ZM152 222H153V221H152ZM155 222H156V221H155ZM170 222H171V220H170ZM184 222H183V223H184ZM191 222H192V221H191ZM193 222H195V221H193ZM234 222H235V220H234ZM237 222H238V221H237ZM237 222H236V223H237ZM256 222H257V221H255V223H256ZM259 222L261 223V220H260ZM259 222H258V224H259ZM105 223H106V222H105ZM139 223H140V222H139ZM148 223H149V222H148ZM166 223H168V222H166ZM189 223H186V224H189ZM230 223H231V222H230ZM241 223H242V222H241ZM89 224H90V222H89ZM91 224H92V223H91ZM172 224H173V223H172ZM174 224H176V223H174ZM174 224H173V227H174ZM202 224H203V223H202ZM220 224H221V221H220ZM224 224H225V223H223L222 226H224ZM237 224H238V223H237ZM245 224H247V223H245ZM258 224H257V225H258ZM12 225H13V224H12ZM12 225H11V226H12ZM39 225H40V224H39ZM81 225H82V224H81ZM92 225H93V224H92ZM106 225H107V224H106ZM140 225H141V224H140ZM147 225H148V224H147ZM147 225H146V226H147ZM198 225H199V224H198ZM225 225H226V224H225ZM233 225H234V223H233ZM233 225H231V226H233ZM238 225H240V224H238ZM252 225H253V224H252ZM257 225H256V226H257ZM40 226H41V225H40ZM154 226H156V225H154ZM184 226H185V224H184ZM196 226H197V225H196ZM204 226H205V225H204ZM210 226H211V225H210ZM219 226H220V225H219ZM240 226L242 227V225H240ZM244 226H245V225H244ZM254 226H255V225H254ZM259 226H260V227H264L263 223H262V225H259ZM259 226H258V230H259ZM12 227H13V226H12ZM58 227H59V226H58ZM72 227H73V226H72ZM136 227H137V226H136ZM136 227H135V228H136ZM139 227H140V226H139ZM156 227H157V226H156ZM170 227H171V226H170ZM170 227L168 226V228H170ZM185 227H186V226H185ZM185 227H184V229H185ZM189 227H190V226H189ZM55 228H56V227H55ZM130 228H131V227H130ZM133 228H134V227H132V229H133ZM157 228H158V227H157ZM204 228H205V227H204ZM210 228H211V227H210ZM246 228H247V227H246ZM8 229H9V228H8ZM77 229H78V228H77ZM82 229H84V228H82ZM86 229H87V228H86ZM128 229H129V228H128ZM138 229H139V228H138ZM145 229H146V228H145ZM147 229H150V228H147ZM147 229H146V230H147ZM173 229H175V228H172V227H171L172 232H170V233H172V234H173L174 231H176V230H173ZM197 229H198V227H197ZM199 229H200V228H199ZM202 229H203V228H202ZM228 229H229V228H228ZM236 229H237V228H236ZM244 229H245V228H244ZM253 229H257V228L254 227ZM260 229H261V228H260ZM70 230H71V229H70ZM164 230H166V229L164 228ZM188 230H189V229H188ZM190 230H191V229H190ZM200 230H201V229H200ZM222 230H223V229H222ZM225 230H226V229H225ZM225 230H223V233H224ZM230 230H231V229H230ZM237 230H239V229H237ZM75 231H76V230H75ZM106 231H107V230H106ZM231 231H232V230H231ZM240 231H242V228L240 229ZM240 231H238V233H239ZM63 232H64V231H63ZM72 232H73V231H72ZM82 232H84V230H82ZM118 232H119V231H118ZM157 232H158V231H156V233H157ZM167 232H168V231H167ZM177 232H178V231H177ZM181 232H182V231H181ZM198 232H199V231H198ZM254 232H255V231H253V233H254ZM0 233H1V232H0ZM29 233H30V232H29ZM106 233H107V232H106ZM154 233H155V232H154ZM170 233H169V234H170ZM216 233H217V230H216ZM226 233H228V231H227ZM247 233H248V232H246V234H247ZM73 234H74V233H73ZM159 234H160V232H159ZM229 234H230V232H229ZM229 234H227V235L229 236ZM241 234H242V233H241ZM8 235H9V234H8ZM22 235H23V234H22ZM33 235H34V234H33ZM170 235H171V234H170ZM174 235H175V234H174ZM210 235H211V234H210ZM210 235H209V236H210ZM230 235H231V234H230ZM248 235H249V233H248ZM250 235H251V234H250ZM250 235H249V236H250ZM257 235H258V234H257ZM9 236H10V235H9ZM51 236H52V235H51ZM54 236H55V235H54ZM138 236H139V235H138ZM138 236H137V237H138ZM140 236H141V235H140ZM140 236H139V237H140ZM155 236H156V235H155ZM155 236H154V238L159 237V235H158L157 237H155ZM179 236H180V234H179ZM241 236H242V235H241ZM262 236H263V235H262ZM4 237H5V236H4ZM32 237H33V236H32ZM45 237H46V236H45ZM72 237H73V235H72ZM152 237H153V236H152ZM152 237H151V239H152ZM173 237H174V236H173ZM185 237H186V236H185ZM197 237H198V236H197ZM218 237H219V236H218ZM239 237H240V236H239ZM245 237H246V236H245ZM250 237H251V236H250ZM263 237H264V236H263ZM170 238H171V236H170ZM259 238H261V237L258 236V239H259ZM77 239H78V237H77ZM173 239H174V238H173ZM176 239H177V238H176ZM240 239H241V237H240ZM253 239H254V238H253ZM253 239H252V240H253ZM256 239H257V238H255V240H256ZM263 239H264V238H263ZM22 240H23V239H22ZM32 240H33V238H32ZM215 240H216V239H215ZM228 240H229V239H228ZM249 240H251V239H249ZM44 241H45V240H44ZM171 241H172V240H171ZM232 241H233V240H232ZM22 242H23V241H22ZM94 242H95V241H94ZM102 242H103V241H102ZM150 242H151V241H150ZM226 242H227V241H226ZM250 242H251V241H250ZM258 242H259V241H258ZM260 242H261V240H260ZM260 242H259V243H260ZM55 243H56V242H55ZM146 243H147V242H146ZM153 243H154V242H153ZM170 243H171V242H170ZM207 243H208V242H207ZM207 243H206V244H207ZM251 243H252V242H251ZM263 243H264V242H263ZM263 243H262V244H263ZM38 244H39V243H38ZM57 244H58V243H57ZM220 244H221V243H220ZM226 244H227V243H226ZM260 244H261V243H260ZM137 245H138V244H137ZM167 245H168V244H167ZM176 245H177V244H176ZM202 245H203V244H202ZM207 245H208V244H207ZM209 245H210V244H209ZM211 245H212V244H211ZM213 245H214V244H213ZM227 245H228V244H227ZM11 246H13V245H11ZM17 246H18V245H17ZM34 246H36V245H34ZM149 246H151V245H149ZM149 246H148V247H149ZM177 246H178V245H177ZM179 246H180V245H179ZM250 246H253V244H251ZM261 246L263 247V245H257V246H254L253 248H256V249H258V250L261 251ZM14 247H15V246H14ZM45 247H46V246H45ZM57 247H58V246H57ZM132 247H133V246H132ZM151 247H152V246H151ZM154 247H155V246H154ZM165 247H166V246H165ZM245 247H246V246H245ZM16 248H17V247H16ZM30 248H31V247H30ZM36 248H37V247H36ZM43 248H44V247H43ZM74 248H75V247H74ZM92 248H93V246H92ZM121 248H122V247H121ZM209 248H210V250H211V252H212V249H211V248H213V247L211 246V247H209ZM249 248H250V247H249ZM12 249H13V248H12ZM79 249H80V248H79ZM79 249H78V250H79ZM86 249H87V248H86ZM122 249H123V248H122ZM263 249H264V248H263ZM43 250H44V249H43ZM139 250H140V249H139ZM166 250H167V247H166ZM179 250H180V249H179ZM197 250H198V249H197ZM249 250H250V249H249ZM37 251H38V250H37ZM40 251H42V250H40ZM40 251H38V253H39ZM114 251H115V250H114ZM125 251H126V250H125ZM180 251H181V250H180ZM7 252H8V251H7ZM12 252H13V251H12ZM12 252H11V254H12ZM76 252H78V251H76ZM130 252H131V251H130ZM136 252H139V251L136 250ZM195 252H196V251H195ZM223 252H224V251H223ZM256 252H257V251H256ZM28 253H29V252H28ZM35 253H36V252H35ZM40 253H42V252H40ZM40 253H39V254H40ZM252 253H253V252H252ZM7 254H8V253H7ZM72 254H73V252H72ZM159 254H160V253H159ZM261 254H262V253H261ZM12 255H13V254H12ZM77 255H78V254H77ZM77 255H76V256H77ZM82 255H84V254H82ZM133 255H134V254H133ZM185 255H186V254H185ZM247 255H249V254H247ZM251 255H252V254H251ZM256 255H257V254H256ZM36 256H37V255H36ZM66 256H67V254H66ZM169 256H170V255H169ZM208 256H209V255H208ZM229 256H230V255H229ZM38 257H39V256L34 257L33 260L35 261ZM79 257H80V256H79ZM134 257H135V256H134ZM165 257H166V256H165ZM197 257H198V255H197ZM212 257H213V256H212ZM251 257H252V256H251ZM251 257H250V258H251ZM263 257H264V256H263ZM7 258H8V257H7ZM7 258L5 257V259H7ZM35 258H36V259H35ZM76 258H78V257H76ZM143 258H144V257H143ZM160 258H161V257H160ZM195 258H196V257H195ZM198 258H199V257H198ZM204 258H205V255H204ZM219 258H220V257H219ZM5 259H4V260H5ZM12 259H13V258H12ZM16 259H17V258H16ZM16 259H15V260H16ZM208 259H209V258H208ZM248 259H249V258H248ZM4 260H3V261H4ZM10 260H11V259H10ZM71 260H72V259H71ZM73 260H75V259H73ZM73 260H72V261H73ZM166 260H167V259H166ZM187 260H188V259H187ZM195 260H196V259H195ZM204 260H205V259H204ZM218 260H219V259H218ZM221 260H222V259H220V261H221ZM251 260H252V259H251ZM7 261H8V260H7ZM90 261H91V260H90ZM144 261H145V260H144ZM205 261H206V260H205ZM211 261H213V260H211ZM262 261H263V260H262ZM9 262H11V261H9ZM9 262H8V264H9ZM256 262H257V261H256ZM0 263H3V262L0 261ZM214 263H215V262H214ZM243 263H244V262H243ZM209 264H210V263H209ZM219 264H220V263H219Z\"/></svg>",
  "mask_w": 264,
  "mask_h": 264
}]
</instances>
